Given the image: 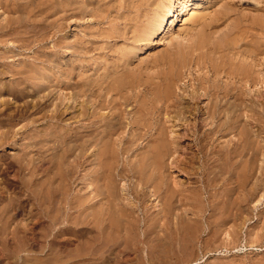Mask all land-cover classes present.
<instances>
[{
	"label": "bare ground",
	"instance_id": "bare-ground-1",
	"mask_svg": "<svg viewBox=\"0 0 264 264\" xmlns=\"http://www.w3.org/2000/svg\"><path fill=\"white\" fill-rule=\"evenodd\" d=\"M25 1V0H24ZM33 1V0H32ZM36 1V0H35ZM46 1V0H45ZM85 1V0H84ZM88 1V0H87ZM142 1V0H141ZM154 1V0H153ZM165 1V0H164ZM213 1V0H212ZM15 2V1H14ZM51 2V1H50ZM76 3H78L77 1H75ZM81 2V1H80ZM139 2V1H138ZM137 2V3H138ZM148 2V1H147ZM159 2V1H158ZM158 2H156L158 4ZM210 2V1H209ZM2 3H4V1H0V5H3ZM7 3V2H6ZM63 3H64V0H63ZM66 3V2H65ZM86 3V2H85ZM90 3V2H89ZM140 3V2H139ZM143 3V1H142ZM141 3V4H142ZM155 3V1H154ZM161 3V1H160ZM31 4V3H30ZM67 4V3H66ZM96 4V3H95ZM148 4V3H146ZM151 4V1L150 3ZM202 3L201 0H167L166 4L164 5V9L161 11V13H159L158 15V18L155 19V17L153 19H155V23L154 21L152 23H154L152 25V23H150L151 27L150 29H148L147 27L145 28V26L142 24H140L141 26H144V28L146 29V32H144V34H139V37H137L136 39L134 38V42H130V43H133L134 44V48L135 51H139L140 47H146L149 42H152L150 41L151 37L154 36V35H162L161 39L164 40V42H170L171 44H175V40L178 39L176 38L174 40L172 34H171V31L174 30L173 27L175 26L176 24V20L179 18L180 15L183 14V17H182V21H183V29L180 30V32L178 33H186V34H190V31L189 29H191L190 27H188V25L193 21L195 23H199L201 22V20L204 18V14H202ZM206 4V3H205ZM7 4H4V6H6ZM41 5V4H40ZM63 5V4H62ZM85 5V4H84ZM97 5V4H96ZM139 5V4H137ZM136 5V6H137ZM144 5V3H143ZM142 5V6H143ZM152 5V4H151ZM159 5V4H158ZM210 5H212V3H207V6L205 7L206 8H209ZM23 6V5H22ZM89 6H91V4H89ZM88 5L85 7V12L87 13L88 12H92L91 8L89 7ZM135 6V7H136ZM146 6V5H145ZM149 6V5H148ZM147 6V7H148ZM160 8L162 6L159 5ZM192 6H196L195 8L196 9H193ZM63 7V6H62ZM66 7V6H65ZM72 7V6H69V8ZM79 7V6H78ZM82 7V6H81ZM140 7V5H139ZM146 7V8H147ZM152 7V6H151ZM68 8V9H69ZM74 8V7H72ZM138 8V6H137ZM144 8V7H143ZM159 9V7H157ZM204 8V7H203ZM11 9V7H10ZM30 9V8H29ZM79 8H77L78 10ZM83 9V8H82ZM88 9V10H87ZM93 9V8H92ZM151 9V8H150ZM154 9V7H153ZM162 9V8H161ZM202 9V10H201ZM65 10V9H64ZM73 10V9H72ZM71 10V11H72ZM87 10V11H86ZM95 10H98V9H95ZM104 10V9H103ZM102 9L100 10L101 12L103 11ZM207 10V9H206ZM205 10V11H206ZM20 11V10H19ZM28 11V10H27ZM84 11V10H83ZM156 11H158L156 9ZM224 11V10H223ZM5 12H8L7 10ZM14 12V11H13ZM16 12V11H15ZM46 12V11H45ZM70 12V11H69ZM82 12V10H81ZM106 12V11H103V13ZM210 12V11H209ZM59 13H60V10H59ZM62 13V11H61ZM100 13V12H99ZM150 13V12H149ZM155 13V11H154ZM204 13V12H203ZM207 12H205L206 14ZM17 14V13H16ZM24 14V13H23ZM77 14V13H76ZM81 14V13H80ZM91 15V13H89ZM95 14V13H94ZM98 14V12H97ZM157 14V13H156ZM229 14V11L228 13L226 11L224 12H220L219 14L215 15V20L214 18L212 19V21L214 22H217L219 24L220 21H224V19H226L227 15ZM7 15V14H6ZM9 15V14H8ZM29 15V14H28ZM59 15V14H58ZM71 15V13H70ZM70 15L68 14V11L65 10L64 12V15H62L63 17H61L63 20H68L70 18ZM78 15V14H77ZM99 15V14H98ZM155 15V14H154ZM153 14L150 16L148 15V17H152L154 16ZM1 16V15H0ZM24 17V15H22ZM27 16V15H26ZM72 16V15H71ZM74 16V15H73ZM86 16V15H85ZM147 16V15H145ZM18 17V16H17ZM29 17V16H28ZM78 17V16H77ZM80 17V16H79ZM78 17V18H79ZM90 17V16H89ZM102 17V16H101ZM149 17V19H151ZM4 18V17H3ZM60 18V20H61ZM76 18V17H74ZM98 18V17H97ZM212 18V17H211ZM228 18V17H227ZM30 19V18H29ZM71 19V18H70ZM101 19V18H100ZM31 20V19H30ZM140 20V19H138ZM229 20V19H228ZM22 21H25V23H28V18L26 17V20H20L19 19H12V18H7V19H3L1 20L0 22V45H6L8 44V42L10 41V39H12L14 36L16 35H19V34H22L21 32V28L20 27V23ZM205 21V20H203ZM211 21V20H210ZM209 21V22H210ZM127 22V21H126ZM140 22V21H139ZM227 22V21H226ZM61 23V22H60ZM144 23V22H143ZM194 23V24H195ZM221 23V24H222ZM55 24V23H54ZM53 24V25H54ZM59 24V23H58ZM125 24V23H124ZM131 24V23H130ZM133 24V23H132ZM136 24V23H135ZM139 24V23H138ZM203 24V23H201ZM224 24V23H223ZM24 25V24H23ZM33 25V24H32ZM48 25V24H47ZM52 25V24H51ZM50 25V26H51ZM52 25V26H53ZM66 25H68L66 23ZM134 25V24H133ZM180 25V24H179ZM214 26L212 23H206L205 24V27H208V26ZM217 25V24H216ZM49 26V25H48ZM60 27L58 28L59 31H61L63 28L65 29V23L59 25ZM128 26L125 24V27ZM132 26V25H131ZM199 26V25H198ZM219 26L220 28V25H217ZM234 26V25H232ZM230 27V29L228 30V28L226 30H224V34L219 37H215L214 35L212 36H206V35H201L199 38H197L191 46L189 47H186L190 52H191V55H192V58L189 59V61H184V60H181V57H176L175 55V58H176V61L177 62V66L174 68V69H171L169 71V73L166 75L165 74V78L163 79L165 84H164V89H161L160 92H158L157 90V86L154 84V86H156L154 88L153 87H150V84L151 83H148L147 85L145 83H136V82H139V81H136L134 82V80H131L128 82L127 79H129L128 77H130L126 71L125 73H123L122 75L120 76H117L116 73L115 75L116 76H108L106 79H104V84L106 82L107 85L105 86H102L101 85V90H98L100 88H98L97 90H95V88L93 86H90V87H93V88H88L87 89V85L85 84L86 88L84 90L80 89V88H77L79 90V92H71L72 95L70 96L71 97V100L76 101V99H79V95H81L82 93L85 94L86 96H89L87 95V92L90 93V96L91 98L90 101L88 100V97L87 99L85 98V100L82 102V108L79 112V115H78V119L79 121H87V123L83 124L82 126H79L77 131H75L73 134L72 132H70L71 134H64L62 135L61 134V137L63 136V139L65 140H70V141H73L74 145L73 146H70L68 149H66L67 152H70L69 155H73L74 157V161H71V163L67 166V164H64L70 168L68 170H61V173L59 175V173L57 174H54L55 177L52 178V179H55L57 176H59V180H58V187L57 186H53V185H57V181H54L55 184L53 182H51L50 180H47L49 178L45 180H43L44 182H42L41 180H38L37 181H40L41 184L39 185L41 190H39L38 188H34V189H31L32 187H34L35 185H38V184H35L33 185V181L32 183L30 184V186H32L29 190V192H32V195L34 196V198L38 199L39 203L37 204H40V206L36 205L37 207H39L40 209V217H37L38 215H35L36 218H40L42 219L41 221V224L44 228H41L40 229H44V231H38L40 229H36L35 231L39 232L40 235L42 234L41 236V239L40 237H38V239L40 240H34V241H37L35 242L37 245H40V247L42 249H48V251H50L51 255H48L47 252H45V254L47 255V258L48 256H51L48 260V264H142V263H129L128 259H124V256L126 254H136L137 256H139L140 258H142V255L143 253L145 254V252H143L145 249L144 248V244H146L145 246H147V249L150 251L149 253H152L154 255L153 252L155 251H158L159 253L156 252V254H158V256H163L162 254L166 253V252H170V250L172 251V247L171 249L169 250V244H172L174 243L173 239L175 237H177L179 235L180 237V234H183L184 235V239H186V241L188 243H186V245L188 244V248H186V251L189 249L191 250V252L193 251V249H195L198 245V242L195 244L194 243V237L195 235H193L195 232L193 230V227L192 230H193V233L191 232L190 230V226H191V223L192 222H196L197 220H195V216H194V221H192L190 223V217L193 218L192 216L190 217H187V213L189 212V210H184L183 212L184 213H177L176 212V209L178 204L180 205L181 203L185 204H181L182 207L183 206H187L188 203L190 204L191 202L194 204V201H191V202H188L189 200H193V198L191 197L192 195H188V194H185L184 191H186V189L189 190V188L192 189V186L191 187H187L184 189L185 185L184 186H179V181H177L179 184L177 186V182H176V185H171L172 182L169 181L170 179L168 178V176H166V174L170 171L171 167L174 165L173 162L175 163H178V166L181 167V170L184 168L186 169H189L190 168H187V167H193L194 164L191 165V161L193 162V160L195 159H200L202 160V164L201 162L199 161V163L201 164L199 166V171H195L196 175L197 174H200L201 175V179L202 180H197L198 183L202 182L204 184V187L207 188V190L209 189L210 186H217L215 185V181L217 180V177L219 178L220 175L217 174L216 170H210L211 167L213 166H216V165H210L212 164V162L214 160H218L216 159L217 156H220L222 159H220L219 161H224L223 166H225L227 164V161L230 160L229 158H233V160L231 161L233 163L234 161V157H231L229 151L226 152L225 154L223 153V149L222 147L220 146V144L218 145V150H215L214 152H216V156L214 158V160L212 161V155L214 154V152L209 148V144L210 142H218V140H222L221 138L222 137H226V129L229 128V126L231 127V129H235L237 127V124L239 122V115H238V112L241 111V110H249V112H252L251 110L254 108L255 109V102L254 100L251 98L249 99L248 96L250 95V91H251V88H247L248 85L250 87L254 86L256 83L258 82H261L263 81V84H264V73L262 74V79L261 78H257L255 76V72L253 71V69L251 68L252 67V63L248 62L247 61V58L244 59V61H240L238 60L237 58V55L239 53H241L240 55L243 57L244 55H246L244 53V51L242 49H244L243 47H240L239 46V43L241 42V38L240 36L236 35V34H241V37H242V34H247V33H244L245 32V29L239 33V31H241L238 27L235 29L233 27ZM235 26H238V25H235ZM116 27V26H115ZM118 27V26H117ZM120 27V26H119ZM129 29H130V26H128ZM132 27H137L136 25L135 26H132ZM226 27V26H225ZM27 28V27H26ZM34 28V27H33ZM52 28V27H51ZM57 28V27H56ZM175 28V27H174ZM189 28V29H188ZM194 28V27H193ZM213 28V27H212ZM219 28H215L216 30H218ZM234 30H232V29ZM29 29V27H28ZM32 29V28H31ZM35 29V28H34ZM33 29V30H34ZM49 29V28H47ZM118 29V28H117ZM128 29V31H129ZM132 29V28H131ZM134 29V28H133ZM132 29V31H133ZM138 29H139V26H138ZM138 29H135V30H138ZM143 29V31L145 30ZM46 30V28H45ZM51 29H49L50 31ZM54 30V29H53ZM106 30V29H105ZM113 30V29H112ZM121 30V29H120ZM179 30V29H178ZM190 32H189V31ZM203 30V29H202ZM208 30V29H207ZM248 30V29H246ZM111 31V29H110ZM125 31V30H124ZM123 31V32H124ZM139 31H142L139 30ZM138 31V32H139ZM142 31V32H143ZM24 32V31H23ZM41 32V31H40ZM39 32V33H40ZM48 32V30H47ZM64 32V31H63ZM103 32V31H102ZM101 32V33H102ZM109 32V31H108ZM112 32V31H111ZM119 32V30H118ZM130 32V31H129ZM204 32V31H203ZM206 32V31H205ZM211 32V31H210ZM217 32V31H216ZM251 32V31H250ZM249 30H248V33H250ZM35 33V32H34ZM53 33V32H52ZM134 33V32H132ZM173 33V32H172ZM207 33V32H206ZM221 33V32H220ZM220 33H216V34H220ZM46 34V33H45ZM66 34V33H65ZM103 34V33H102ZM108 34V33H107ZM127 34V33H126ZM185 34V35H186ZM192 34V33H191ZM211 34V33H209ZM212 34H215L213 31H212ZM215 34V35H216ZM30 35V34H29ZM36 35V34H35ZM34 35V36H35ZM44 35V34H43ZM113 37H119L120 38V35L118 34H114L113 33ZM131 36V34H129ZM181 35V34H180ZM179 35V36H180ZM184 35V34H183ZM63 36V35H62ZM101 36V35H100ZM129 36V37H130ZM137 36V35H136ZM135 36V37H136ZM175 36V35H174ZM188 36V35H187ZM245 36V35H244ZM249 36V35H248ZM32 37V36H31ZM70 37V36H68ZM99 37V36H98ZM106 37V36H105ZM123 37V35L121 36ZM134 37V36H132ZM176 37V36H175ZM184 37V36H182ZM182 37H181V40H182ZM196 37V36H195ZM67 38V37H66ZM74 38H77V37H74ZM92 38V37H91ZM103 38V37H102ZM131 38V37H130ZM129 38V39H130ZM185 38V37H184ZM16 39H17V36H16ZM19 39V38H18ZM29 39H30V36L26 37V36H22L21 38V42H22V45L21 48H29ZM89 39V37H88ZM99 39V38H98ZM108 39V38H107ZM118 39V38H117ZM121 39V38H120ZM119 39V40H120ZM128 39V38H127ZM180 39V38H179ZM59 40H60V37H59ZM67 40V39H66ZM69 40V39H68ZM78 40V39H77ZM82 40V38L80 39ZM87 40V39H86ZM92 40V39H90ZM105 40V39H104ZM103 40V42H105ZM109 40V39H108ZM133 40V38H132ZM244 40V39H243ZM13 41V40H12ZM36 41V40H35ZM71 41V40H70ZM94 41V40H93ZM91 41V42H93ZM100 41V40H99ZM111 41V40H110ZM116 41V40H115ZM177 41V40H176ZM185 41V40H184ZM248 41V40H247ZM16 42V41H15ZM72 42V41H71ZM96 42V41H95ZM102 42V41H101ZM114 42V41H112ZM124 42V41H123ZM178 43H180L179 41H177ZM182 42V41H181ZM243 42V41H242ZM11 43V42H10ZM82 43V42H81ZM87 43V42H86ZM86 43H85V46H86ZM97 43V42H96ZM108 45L109 43L106 42ZM160 43V42H159ZM184 43V42H182ZM246 44V42H243ZM249 43V42H248ZM247 43V44H248ZM14 44V43H13ZM32 44V43H31ZM83 44V43H82ZM98 44V43H97ZM76 45H78L77 41H75L73 44L71 45H66L65 44V39L64 41L61 40V42H59L56 46H58L59 48H69V47H75ZM118 45H121L118 44ZM123 45V44H122ZM176 45V44H175ZM0 46V47H1ZM7 46V45H6ZM9 46V45H8ZM244 46V45H243ZM83 47V45H82ZM88 47V45H87ZM90 47V46H89ZM97 47V46H96ZM112 47H113V44H112ZM117 47V45H116ZM124 47H125V44H124ZM133 47V45H132ZM149 47V46H148ZM183 47V46H182ZM250 47V46H249ZM248 49H246L245 51H249V49H251V47ZM10 48V47H9ZM49 48V47H48ZM47 48V49H48ZM56 48V47H55ZM55 48H52V49H55ZM58 48V49H59ZM76 48H80V47H75L74 49ZM94 48V47H93ZM98 48V47H97ZM107 48V47H106ZM130 48V47H128ZM185 48V47H184ZM247 48V47H246ZM69 49H72V48H69ZM82 49V48H81ZM114 49V48H113ZM121 49V48H120ZM124 49V48H123ZM186 49V50H187ZM253 51L255 50L254 48H252ZM251 49V50H252ZM10 50V49H9ZM56 50V49H55ZM54 50V51H55ZM63 50V49H62ZM60 50V51H62ZM66 50V49H65ZM86 50V48H85ZM92 49H90L91 51ZM112 50V49H111ZM117 50V49H116ZM125 50H126V47H125ZM128 50V49H127ZM131 50V51H130ZM128 51H130L131 53H128L129 54H134V52H132L133 49H130ZM145 50V49H144ZM54 51H50L51 52H54ZM71 51V50H70ZM114 50H112V53H113ZM120 51V50H119ZM118 51V53H119ZM178 51V50H177ZM185 51V49H184ZM11 52V51H10ZM9 52V53H10ZM41 52V51H40ZM57 51H55L56 53ZM64 52V51H63ZM74 52V51H72ZM89 52V51H88ZM121 52H122V49H121ZM126 52V51H124ZM181 52V51H180ZM252 52V51H251ZM7 53L8 55L5 56L6 59H10L11 55ZM49 53V52H48ZM59 53V51H58ZM80 53V52H79ZM82 53V52H81ZM93 53V52H92ZM91 53V54H92ZM115 53V51H114ZM136 53V52H135ZM173 53V52H172ZM250 53V52H248ZM42 54V53H41ZM57 54V53H56ZM62 54V53H61ZM69 54H72V53H69ZM74 54V53H73ZM87 54V52H86ZM90 54V52H89ZM88 54V55H89ZM188 54V53H187ZM243 54V55H242ZM49 55V54H48ZM54 55V54H52ZM64 55V54H63ZM118 55V54H117ZM120 55V53H119ZM122 55V54H121ZM135 55V54H134ZM133 55V56H134ZM171 55V54H170ZM56 56V55H55ZM115 56V55H114ZM125 56V55H123ZM133 56H132V59H133ZM169 56V55H168ZM172 56V55H171ZM173 56H174V53H173ZM181 56V55H180ZM189 56V54L187 55ZM185 57L186 60L188 59V57ZM239 56V55H238ZM39 57V56H38ZM38 57H36V59H38ZM41 57V56H40ZM39 57V58H40ZM64 57V56H63ZM87 57V56H86ZM99 57V56H98ZM119 57V56H118ZM183 57V56H182ZM4 58V57H3ZM45 58V57H44ZM53 58H55L53 56ZM52 58V59H53ZM82 58V57H81ZM121 59H123L122 57H120ZM119 58V60H120ZM125 58V57H124ZM127 58H129V56H127ZM126 58V60H127ZM131 58V57H130ZM129 58V59H130ZM167 58H170L167 57ZM0 59L2 60V58L0 57ZM42 59V58H41ZM39 59V60H41ZM51 59V54H50V58L48 59L53 66L54 68H57V77H59L60 75H66L67 78L72 75L71 74V71L68 70V69H65L62 64V66L58 63L56 64L57 62H53L50 60ZM63 59V58H62ZM74 59V58H73ZM118 59V58H117ZM116 59V60H117ZM128 59V60H129ZM162 59V58H161ZM0 60V61H1ZM46 60V63H47V59ZM44 60V61H45ZM55 60V59H54ZM70 60V59H69ZM68 60V61H69ZM127 60V61H128ZM131 60V59H130ZM129 60V61H130ZM66 61V60H65ZM71 61V60H70ZM69 61V62H70ZM76 61V60H75ZM83 61V60H81ZM85 61V60H84ZM113 61V59L111 60ZM110 61V62H111ZM160 61V60H159ZM173 61V59H172ZM171 61V62H172ZM1 67L3 66V68L0 69V99L3 97L4 94L8 93V96L9 94L13 95L14 98H18L20 99L21 96H26L27 94V90H28V87H32L33 89H37L36 87H39L41 88L43 86L42 83L44 82H36L34 81L36 78L33 77L32 75V78H35L34 80H32L30 74V71H35L37 73H39L38 70L35 66H34V63L32 62L31 65H28L27 62H19V66H14L12 64V61L10 60V63H6V60L5 61H1ZM15 62V61H14ZM17 62V61H16ZM63 63H66L62 60ZM68 62V63H69ZM79 62H80V59H79ZM77 63L78 66L80 67V63ZM118 62V61H117ZM123 62V61H122ZM125 62V61H124ZM156 62V61H155ZM174 62V63H175ZM245 62L247 64H245ZM257 62V61H256ZM31 63V62H29ZM41 63V62H40ZM43 63V61H42ZM41 63V64H42ZM82 63V62H81ZM109 63V62H107ZM121 63V62H120ZM164 63V62H163ZM39 64V63H38ZM40 64V66H41ZM70 64V63H69ZM68 64V66H69ZM74 64V63H73ZM76 64V62H75ZM76 64V65H77ZM84 64V63H83ZM115 64V63H114ZM113 64V65H114ZM128 64V63H127ZM165 64V63H164ZM171 64V63H170ZM37 66V64H35ZM48 65V64H47ZM86 65V64H85ZM111 65V64H110ZM167 65V63H166ZM255 65V63H254ZM29 66V68H28ZM44 66V65H43ZM46 66V65H45ZM67 66V67H68ZM112 66V65H111ZM121 66V65H120ZM119 66V67H120ZM165 66V65H163ZM196 66V67H199L200 69H204V68H207L208 71L210 73H212V75H202L200 74L199 76L197 75V77H194L192 78V81L194 80V88L192 91H189L187 88L188 87H183L181 90H182V93H178L176 91V87L177 85H179V82L182 81L183 77V70L184 69H188L190 70V75H194V72L192 71L193 67ZM38 67V66H37ZM51 67V66H50ZM73 67V65H72ZM70 67V69L72 68ZM77 67V66H76ZM117 67V66H115ZM131 67V66H130ZM29 70H28V69ZM45 68V67H44ZM75 68V67H74ZM73 68V69H74ZM81 68V67H80ZM108 68H110L108 66ZM112 68V67H111ZM110 68V69H111ZM121 68V67H120ZM178 68V69H177ZM47 69V68H46ZM51 69V68H48V70ZM113 69V68H112ZM111 69V70H112ZM117 69V68H116ZM38 70V71H37ZM54 70V69H53ZM72 70V69H71ZM119 70V69H118ZM42 71V70H41ZM40 71V72H41ZM47 71V70H46ZM79 71V70H78ZM113 71V70H112ZM116 71V70H115ZM256 71V70H255ZM43 72V71H42ZM45 72V71H44ZM49 72V71H48ZM50 72H53L50 70ZM49 72V73H50ZM75 72V71H74ZM77 72V71H76ZM104 72V71H103ZM108 72H110V70H108ZM118 72V71H117ZM260 72V71H259ZM10 76V77H13V80L12 81H8V83L6 82H3L2 79L4 76ZM32 74V73H31ZM46 74V73H45ZM43 73L40 74V77L37 75V77L42 78L41 80H43V78L45 76H47V74L45 75ZM53 74V73H52ZM55 74V73H54ZM81 74V73H80ZM103 74V73H102ZM106 74V73H105ZM103 74V75H105ZM110 74V73H109ZM108 74V75H109ZM112 74V72H111ZM133 74V73H132ZM107 75V74H106ZM19 76V77H18ZM65 76V77H66ZM137 76V75H136ZM104 77V76H103ZM102 75H101V78L103 79ZM127 77V79H126ZM134 78H136L135 76H133ZM53 78V76L51 77ZM49 78V79H51ZM60 78V77H59ZM70 78L72 79V77L70 76ZM100 78V77H99ZM100 78V79H101ZM224 78L226 79V81L224 80ZM38 79V78H37ZM45 79V78H44ZM65 79V78H64ZM69 79V78H68ZM67 79V80H68ZM70 79V80H71ZM81 79V78H80ZM98 79V78H97ZM101 79V80H102ZM109 79V80H108ZM123 79H126V81H124ZM138 79V78H137ZM140 79V78H139ZM153 79V81L155 80L154 78H151V80ZM40 80V81H41ZM53 80V79H52ZM58 80H62V79H58ZM92 80V79H90ZM96 80V78H95ZM100 80V81H101ZM130 80V79H129ZM186 80V79H185ZM44 81V80H43ZM49 81V80H48ZM51 81V80H50ZM57 81V79H56ZM55 81V82H56ZM69 81V80H68ZM77 81V80H76ZM99 81V80H98ZM160 81V80H159ZM45 82H46V79H45ZM78 82H80L78 80ZM96 82V81H95ZM102 82V81H101ZM145 82V80H144ZM151 82V81H150ZM162 82V81H161ZM51 83H54L51 81ZM58 83V82H56ZM55 83V84H56ZM59 83H63L62 81H59ZM67 83V82H66ZM75 83V82H74ZM73 83V84H74ZM77 83V82H76ZM88 83V82H87ZM90 83V82H89ZM182 83V82H181ZM36 84V85H35ZM50 84V83H48ZM101 84V83H100ZM162 84V83H161ZM52 84H50L49 86H51ZM60 85V84H58ZM78 85V83H77ZM80 85V84H79ZM78 85V87H79ZM84 85V84H82ZM82 85H80V87H82ZM91 85V84H90ZM93 85V84H92ZM146 86L148 87V90L146 89H143L141 86ZM36 86V87H35ZM46 86V89L48 88V85H45ZM43 86V88L45 87ZM53 86V85H52ZM55 86V85H54ZM65 86V85H64ZM72 86V85H71ZM94 86H95V83H94ZM97 86V85H96ZM135 86H139L140 87V90L139 91H136V93H132V89H134L133 87ZM144 86V87H145ZM66 87V86H65ZM64 87V88H65ZM70 88V86H68ZM74 87V86H73ZM182 86H180L181 88ZM58 89V86L56 87ZM55 88V89H56ZM61 88V87H60ZM62 88V89H64ZM83 88V87H82ZM143 90H142V89ZM162 88V86L160 87ZM158 87V89H160ZM34 89V90H35ZM45 89V88H44ZM41 88V90H44ZM45 89V90H46ZM50 90L47 91V92H51V88H49ZM68 89V88H67ZM157 91H156V90ZM179 89V86L178 88ZM190 89V88H189ZM250 89V90H249ZM6 92H3L5 91ZM32 90V89H31ZM40 89H37V91H41ZM54 90V87L52 89V91ZM61 90V89H60ZM59 90V91H60ZM65 90V89H64ZM63 90V91H64ZM73 90V89H72ZM75 90V89H74ZM179 90V91H181ZM30 91V90H29ZM56 91V90H55ZM53 92L54 93H57L56 92ZM62 91V92H63ZM66 91V90H65ZM71 91V90H70ZM264 91V90H263ZM31 92V91H30ZM29 92V93H30ZM35 92V91H34ZM43 92V91H42ZM41 92V93H42ZM45 92V91H44ZM67 92V91H66ZM104 92V93H103ZM38 93V92H37ZM52 93V92H51ZM49 93L50 95H53ZM68 93H70L68 91ZM58 94V93H57ZM56 94V95H57ZM111 94H114L115 96H117L116 98L113 97V95L111 96ZM152 94V95H151ZM56 95H53V96H56ZM84 95V96H85ZM109 95L111 97H109ZM12 96V97H13ZM47 96V94H46ZM66 95H63V97H65ZM40 97V96H39ZM51 97V96H50ZM62 97V96H61ZM59 98L55 103V106H54V109H53V116L51 117L52 119H59L58 118V114L61 112V107L65 104L64 102V99L65 98ZM78 97V98H77ZM147 97H149L148 100H145ZM251 97V96H250ZM26 98V97H25ZM42 98V96H41ZM142 98L145 100L144 102L142 101ZM35 99V98H34ZM81 99V97H80ZM203 99H208L206 101H208V103L206 104L205 107H202V106H199V101L201 102ZM2 100V99H1ZM0 100V102L2 103V101ZM43 100V99H42ZM40 99V101H42ZM10 101V100H9ZM39 101V102H40ZM37 102L36 104L34 105H31L30 103H28V101H26V105L24 106L25 109H26V112H22V114H18L19 116L17 117L19 120H26L27 119V112H29L30 108L31 109H34L38 111H41L43 110L42 108V104ZM69 102V101H68ZM146 102V103H145ZM9 104V103H8ZM75 104V103H74ZM191 104L193 106H191ZM257 104V103H256ZM7 105V103H6ZM4 106H5V102H4ZM8 106V105H7ZM6 106V107H7ZM130 106H132V108L128 109L130 110L128 112V114H130L132 112V120H128L126 121L127 117H126V113H127V107L129 108ZM9 107V106H8ZM7 107V109H8ZM33 107V108H32ZM109 108L111 110V114H103L100 112V110L102 108ZM138 108L136 111H133L134 108ZM94 108V111L90 112L89 109H92ZM24 109V108H23ZM23 109L21 111H23ZM50 109V108H49ZM80 109V108H79ZM108 109V110H109ZM64 110V108H63ZM99 110V111H98ZM103 110V109H102ZM109 110V111H110ZM132 110V111H131ZM247 110H245L246 112H248ZM104 111V110H103ZM165 111L166 112V116L167 118L171 115V120L173 119V123H171L174 127L170 130V128L168 126H166L165 124H162L159 125L160 123L156 122L157 120V117H160V116H163L161 115V113ZM244 111V112H245ZM255 111V110H254ZM20 113V112H19ZM30 113V112H29ZM41 113V112H40ZM164 113V112H163ZM240 113V112H239ZM254 114V112H252ZM37 114V113H36ZM248 114V113H247ZM251 114V113H250ZM14 115V114H13ZM12 113H6L1 107H0V128H2L4 125H7L9 128H11L10 125L13 124V122L16 121V117L13 116ZM45 117L46 115L43 114ZM60 115V114H59ZM5 116V118L3 117ZM35 116V115H34ZM39 116V115H38ZM51 116V114H50ZM166 116L164 115V117L166 118ZM192 116H194V124L191 125V129H192V132H190L191 134V137L189 135L190 138H192V142L193 143V147L195 146V149L197 150L195 153H198L195 154V153H191V149L189 151H191L190 153L193 154V155H189L187 154L186 156L183 155L184 157L182 159H179L177 156V160L175 159V161L171 160L172 163H170L171 161L168 162L169 159H171V157H175V155H177L182 149H180L181 145H180V140L182 139V137H180L181 135H178V125L181 126L182 124L186 123L185 125H187V122L191 120H189ZM249 116V115H248ZM251 116V115H250ZM32 117V116H31ZM60 117V116H59ZM33 118V117H32ZM47 118V117H45ZM49 118V116H48ZM166 118V119H167ZM35 119V118H34ZM43 119V118H42ZM131 119V117H130ZM28 120V119H27ZM36 120V119H35ZM34 120V121H35ZM45 120V119H44ZM48 120H51V119H48ZM77 120V119H76ZM162 120V119H161ZM160 120V121H161ZM193 120V119H192ZM56 121V120H55ZM58 121V120H57ZM36 122V121H35ZM51 122V121H50ZM178 123H182L181 125L180 124H177ZM32 123H33V120H32ZM58 123V122H57ZM79 123V122H77ZM83 123V122H82ZM162 123V122H161ZM245 123V122H244ZM16 124V122H15ZM241 124V123H240ZM49 125V123H48ZM51 126H55L56 123L54 122L53 124H50ZM58 125V124H57ZM56 125V126H57ZM16 126V125H15ZM128 126L130 127L129 129H132V132H131V135H125L126 132L128 131ZM240 126V125H239ZM6 127V126H5ZM58 127V126H57ZM55 127V128H57ZM177 128V129H174V128ZM249 127V126H248ZM13 128V127H12ZM230 129V128H229ZM2 130V129H1ZM54 130V129H53ZM73 130V129H72ZM179 130V129H178ZM237 130V128H236ZM235 130V131H236ZM154 131V132H153ZM191 131V130H189ZM230 131V130H229ZM235 131H232L234 133H236ZM180 132V130H179ZM228 132V130H227ZM10 133V129L4 133V139L7 138L8 134ZM68 133V132H67ZM130 133V132H129ZM12 134V133H11ZM50 134V133H49ZM180 134V133H179ZM17 135V134H16ZM188 135L186 137H188ZM32 136V135H31ZM56 136V135H55ZM248 136V135H247ZM34 136H32L31 138H33ZM58 137V136H57ZM13 138V137H12ZM59 139H61L60 137H58ZM58 138L56 140H58ZM145 138L149 139V142L147 143V148L145 151L141 152V153H137V143L141 140H144ZM185 138V136H184ZM183 138V139H184ZM3 139V138H2ZM30 139V138H29ZM62 139V140H63ZM224 139V138H223ZM251 140V138H250ZM2 142V140H0ZM5 141V140H4ZM55 141V140H54ZM1 142H0V145H1ZM13 142V141H12ZM57 142V141H56ZM59 142V141H58ZM66 142V141H65ZM68 142V141H67ZM66 142V143H67ZM222 142V141H221ZM72 143V144H73ZM219 143V142H218ZM13 144V143H12ZM212 144V143H211ZM192 145V143H191ZM216 145V144H215ZM68 146V144H67ZM183 146V145H182ZM212 146V145H210ZM246 146V145H245ZM264 146V145H263ZM184 147V146H183ZM187 147V146H186ZM221 147V150L219 149ZM256 147V146H255ZM66 148V147H65ZM98 148V149H97ZM191 148V147H190ZM224 149H226L225 146H223ZM235 148V147H234ZM57 149V148H56ZM94 150V152H92L90 155H89V158L85 159L86 158V153H88L90 150ZM145 149V148H144ZM185 149V148H184ZM183 149V150H184ZM238 149V148H237ZM250 149V148H249ZM253 149V148H252ZM188 150H185L188 151ZM194 150V149H193ZM228 150H231V149H228ZM57 151V150H56ZM55 151V152H56ZM97 151V153H96ZM232 151V150H231ZM252 151V150H251ZM61 152V150L59 151ZM183 152V151H182ZM221 153V154H218V153ZM235 152V151H233ZM184 153V152H183ZM182 153V154H183ZM39 154V152H38ZM42 154V153H41ZM180 156H181V153H179ZM186 154V153H185ZM212 154V155H211ZM236 154V152H235ZM253 154V153H252ZM255 154V153H254ZM257 154V153H256ZM255 154V155H256ZM43 155V154H42ZM42 157L45 158V157ZM55 155V153H54ZM60 155V156H59ZM215 155V154H214ZM237 155V154H236ZM249 155V154H248ZM254 155V156H255ZM264 155V153H263ZM36 156V155H35ZM57 156V153L56 155ZM68 156V155H67ZM189 156V157H188ZM232 156H233V153H232ZM254 156H252L254 158ZM258 156V154H257ZM256 156V158H257ZM72 159L73 157L70 156ZM211 157V158H210ZM251 157V158H252ZM28 158V157H27ZM40 158V157H39ZM57 158L59 159H62L65 158L63 157V155H61L60 153H58V156ZM91 158H94L91 160ZM238 158V157H237ZM250 158V159H251ZM252 158V159H253ZM1 159V158H0ZM41 159V158H40ZM52 159V157H51ZM66 159H69V157ZM89 159V160H88ZM179 159V160H178ZM197 159V161H198ZM258 159V158H257ZM45 160V159H44ZM210 160L212 162H210ZM243 160V159H242ZM53 161V159H52ZM58 161H61V160H58ZM68 161V160H67ZM70 161V160H69ZM91 161L90 163V166L92 167H89V162ZM178 161V162H177ZM250 161V160H249ZM196 161H194L195 163ZM210 162V163H209ZM245 162V161H244ZM53 164L55 162H52ZM59 163V166L62 165L61 162H57L56 163V167L55 165H51V167L53 166V169H57V167H59L57 164ZM175 163V164H176ZM219 163V162H218ZM236 163V162H235ZM248 163V162H247ZM256 163V161H250L249 164V167L248 165H246L247 168H249V173H253V168L256 167L254 166L253 167V164ZM13 164V163H12ZM31 164H33L31 166ZM173 164V165H172ZM214 164V163H213ZM220 164L219 165V170H220ZM230 164V162H229ZM228 164V166H230ZM246 164V163H245ZM11 165V164H10ZM19 165V166H18ZM18 167L21 168L22 170L23 169H29V170H32L31 171V175L33 177L31 178H36L37 176H39L38 174L40 173L39 171L41 169H39V173L36 172V169L38 168V164H35L36 166H34V159H30V160H26L25 161V158H21L19 161H18ZM64 165V166H65ZM172 165V166H171ZM234 165V164H233ZM237 165V163H236ZM242 165V163H241ZM16 166V167H17ZM31 166V167H30ZM211 166V167H210ZM228 166H226L225 168H228ZM244 166V165H242ZM13 167V165H12ZM61 167V166H60ZM63 167V166H62ZM176 168H178L176 165H175ZM232 167V166H231ZM239 167V166H238ZM40 168V167H39ZM42 168V167H41ZM49 168V167H48ZM92 168V169H91ZM217 168V167H216ZM223 168V172L225 171L224 170V167ZM54 169V170H55ZM193 169H195V167H193ZM197 169V168H196ZM212 169V168H211ZM215 169V168H214ZM233 170H235V173L233 174H236L238 168H236L235 166V169H234V166L232 168ZM231 169V170H232ZM256 169V168H255ZM264 169V168H263ZM262 169V170H263ZM48 170V169H47ZM46 170V171H47ZM51 171L52 168L50 169ZM58 170H60L58 168ZM172 170V169H171ZM182 170V171H183ZM230 170V168H229ZM229 170L227 169V171L225 172L226 175L227 172L229 173ZM258 171V169H256ZM255 170V171H256ZM23 171H26V170H23ZM46 171L44 170V173L46 174ZM222 171V170H221ZM221 175H223V172H221ZM27 172V171H26ZM167 172V173H166ZM172 172V171H171ZM184 172H188L187 171H184ZM246 172V171H245ZM23 173V172H22ZM29 173V172H28ZM27 173V174H28ZM38 173V174H36ZM50 172H48L47 174H49ZM191 173V172H190ZM193 173V172H192ZM247 173V172H246ZM46 174V176H47ZM77 174V176H76ZM169 174V173H168ZM214 174V175H213ZM230 174V173H229ZM53 177L52 176V173L49 174V177ZM200 175L199 178H200ZM244 175V174H243ZM254 175V174H253ZM74 176V177H73ZM171 176V175H170ZM175 176V175H174ZM229 177L232 175H228ZM227 176V177H228ZM237 176V175H235ZM256 176V175H255ZM45 177V175H44ZM169 179L167 181V179ZM223 177V176H222ZM222 177L220 178V180H222ZM225 177V178H227ZM228 177V178H229ZM234 177V176H233ZM232 177V179H234ZM244 177V176H243ZM242 177V179H243ZM246 177V176H245ZM26 178V177H25ZM28 178V177H27ZM58 178V177H57ZM198 178V177H197ZM196 178V179H197ZM249 178V177H248ZM247 178V179H248ZM43 179V177H42ZM51 179V180H52ZM176 179V178H175ZM224 179V178H223ZM239 179V178H237ZM29 180V179H28ZM32 180V179H31ZM78 180H83L87 186L86 188L84 189H89L88 193L85 194L86 192L82 193V190L79 191L80 193L79 194H74L73 193L71 194L70 193V188L73 186V184L75 185L77 183ZM228 180V179H227ZM240 180V179H239ZM226 182V179L224 180ZM230 181H232L230 179ZM236 181V179H235ZM29 182V181H28ZM171 182V184L169 183ZM196 182V183H197ZM218 183V181H216ZM220 182V181H219ZM228 182V181H227ZM258 180H257V184H258ZM30 183V182H29ZM221 183V182H220ZM233 183V182H232ZM245 183V182H244ZM51 184V185H50ZM174 184V182H173ZM224 184V182H223ZM240 184H243V183H240ZM257 184H255L256 186H258ZM29 185V184H28ZM28 185H26L28 187ZM182 185V184H180ZM199 185V184H197ZM201 185V184H200ZM199 185V186H200ZM221 185V184H220ZM25 186V187H26ZM29 186V187H30ZM190 186V185H189ZM195 186V184H194ZM227 186V185H226ZM250 186V185H249ZM28 187V188H29ZM180 187V188H179ZM182 187V189H181ZM218 187V186H217ZM224 187V186H223ZM261 187V186H260ZM195 188V187H193ZM198 187H196L197 189ZM201 188H202V185H201ZM240 188V187H239ZM195 189V190H196ZM203 189V188H202ZM212 189V188H211ZM214 189V188H213ZM226 189V187H225ZM224 189V190H225ZM256 189V188H255ZM260 189V188H258ZM42 190H46V194L45 192L42 194L41 192H43ZM194 190V189H193ZM192 190V191H193ZM194 190V191H195ZM221 190V189H219ZM218 190V191H219ZM238 190V188H237ZM236 190V192H237ZM254 190V189H253ZM27 191V190H26ZM72 191V189H71ZM192 191L190 193H192ZM199 191V190H198ZM214 191V190H213ZM228 192H230L229 190H227ZM226 191V192H227ZM248 191V190H246ZM257 191V190H256ZM255 191V192H256ZM263 192V190H261ZM188 192V191H187ZM197 192V190H196ZM205 192V190H204ZM227 192V194H228ZM235 192V193H236ZM243 192V191H242ZM165 193V194H164ZM189 193V194H190ZM199 193V192H198ZM203 193V192H201ZM207 193V191H206ZM204 193V196L205 194ZM209 194L212 193L211 192H208ZM225 193V192H224ZM251 193V192H249ZM164 194V195H163ZM194 194V196L197 194V193H192ZM216 194V193H215ZM218 194V192H217ZM232 194V192H231ZM246 194V193H245ZM254 194V192H252L251 194L246 195L245 198L242 200H240L241 198L237 199V200H240L239 202L238 201H226L223 199L222 197V200L226 203H224L225 205H223L225 207V210L223 208L224 211H220V218L218 216L219 219H221V221L219 222V220H217V226L220 225L221 227V223L222 222H226V218L228 217H237L238 215L240 216V214L242 215V211H243V207H242V204L245 203V202H250V197H252ZM261 194V193H260ZM259 194V196H260ZM180 196L179 199H177L178 197L177 196ZM202 195V194H200ZM211 195V194H210ZM229 195V194H228ZM227 197H230V196H233V195H229ZM240 195V194H239ZM255 195V194H254ZM31 196V199L32 197ZM149 196H152V197H155V198H160V203L159 205H157L156 203V208H158V211L156 212V214L154 213V215H152L153 213H149V211H147L145 208H144V204L146 203V200L148 199L147 197ZM193 196V197H194ZM199 196V195H198ZM197 196V197H198ZM256 196V195H255ZM258 194H257V198L259 197ZM262 198H263V195H261ZM177 197V198H176ZM210 197V196H208ZM207 197V198H208ZM212 197V196H211ZM217 197V196H216ZM235 197V196H234ZM239 197V196H238ZM254 197V196H253ZM29 198V197H28ZM176 198V199H175ZM195 198V197H194ZM199 198V197H198ZM204 198V197H203ZM202 198V199H203ZM215 198V196H214ZM256 198V199H257ZM260 198V197H259ZM262 198L261 199H258L256 202L260 203L262 201ZM9 199V198H8ZM30 199V200H31ZM34 199V201H35ZM209 199V198H208ZM212 199V198H211ZM216 199V198H215ZM226 199V198H225ZM177 200H180L179 203H177ZM218 200V199H217ZM253 200V199H252ZM33 201V199H32ZM31 201V202H32ZM205 201V200H204ZM208 201V200H207ZM212 201V200H211ZM215 201V200H214ZM214 201L212 202V204L214 203ZM255 201V200H253ZM10 202V201H9ZM37 202V201H36ZM34 202V203H36ZM188 202V203H187ZM206 202V201H205ZM209 202V201H208ZM207 202V203H208ZM222 202V201H221ZM33 203V204H34ZM191 203V204H192ZM216 203V202H215ZM218 204L216 205H222L219 204V201L217 202ZM252 203V202H251ZM254 203V202H253ZM14 204V203H13ZM10 205V203L8 204ZM207 205V204H206ZM209 205V204H208ZM17 206V204H16ZM32 206H35L32 205ZM31 206V207H32ZM35 206V207H36ZM189 206V205H188ZM193 206V205H191ZM198 208L200 206L197 205V202H196V205ZM193 206V207H195ZM250 206V205H249ZM253 205H251V208H252ZM256 206V205H255ZM8 207V206H6ZM6 207H5V210H6ZM11 207V206H10ZM21 207V206H20ZM23 207V206H22ZM181 207V206H180ZM208 207V206H207ZM206 207V209H207ZM245 207V206H244ZM247 207V206H246ZM258 207V206H256ZM187 208V207H186ZM190 208V206L188 207V209ZM197 208V211H199ZM202 208H205V207H202ZM211 208H213V205H211ZM236 208L237 211L241 210L242 211L240 212V214H236V213H232L231 211H233L234 209ZM4 209V208H3ZM2 209V210H3ZM10 209L9 207L7 208V210ZM13 209V208H12ZM16 209V208H15ZM37 209V208H36ZM39 209L35 210V211H38ZM145 209V210H144ZM194 208H192L190 210V212L193 210ZM200 209V208H199ZM218 210H222V209H219L217 208ZM246 209H249V208H246ZM246 209L245 212L247 211ZM256 209V208H255ZM1 210V209H0ZM17 210V209H16ZM30 210L32 211V209L30 208ZM140 210H142V212L144 211L143 214V217H141V215L139 214ZM178 210V209H177ZM181 210V209H180ZM201 210V209H200ZM209 210V209H207ZM212 210V209H211ZM215 210V211H214ZM214 212L216 213V206L214 204ZM11 211V210H10ZM15 211V210H14ZM179 211V210H178ZM182 211V210H181ZM188 211V212H187ZM196 211V210H195ZM203 211V210H201ZM205 211V210H204ZM203 211V213H204ZM212 211V212H213ZM2 212V211H1ZM5 212V211H4ZM16 212V211H15ZM20 212V211H19ZM23 212V210H22ZM30 212V211H29ZM139 212V213H138ZM194 212V211H193ZM209 214L208 218L209 217H214L213 215L215 213H212ZM253 212V211H252ZM7 213V212H5ZM10 213V212H9ZM12 213V212H11ZM11 213L10 214H4L5 216L7 215H10L11 216ZM199 213H202V212H198ZM206 213V212H205ZM208 213V212H207ZM255 213V212H254ZM253 213V214H254ZM1 214V213H0ZM30 214V213H29ZM34 214L35 212L33 211L32 212V215L33 217H31V220H33L34 222L38 221L37 220H34L33 218L34 217ZM194 214V213H193ZM197 214V213H196ZM226 214H229L228 217H226L225 215ZM244 214V213H243ZM246 214V213H245ZM252 214V215H253ZM16 215V214H15ZM31 215V214H30ZM189 215H192V214H189ZM206 217L207 215L204 214ZM4 216V217H5ZM198 216V215H197ZM196 216V217H197ZM201 216V215H200ZM203 216V215H202ZM201 216V217H202ZM216 216V214H215ZM246 216V215H245ZM255 216V215H254ZM18 217V216H17ZM200 217V218H201ZM7 219V217H5ZM15 218V217H14ZM207 218V219H208ZM215 218V217H214ZM239 218V217H237ZM243 218V217H242ZM247 218V216H246ZM16 219V218H15ZM39 219V220H40ZM206 219V218H205ZM206 219V220H207ZM229 219V218H228ZM240 219V218H239ZM245 219V218H244ZM248 219V218H247ZM2 219H0L1 221ZM13 220V219H12ZM10 220V221H12ZM213 220V218H212ZM214 220V221H215ZM198 221L199 223L201 224L202 220L198 218ZM201 221V222H200ZM205 222V220H203ZM228 221V220H227ZM229 221H232L229 219ZM229 221L227 223H229ZM235 221V220H233ZM244 221V220H243ZM248 221V220H247ZM245 221V222H247ZM35 222V223H36ZM39 222V221H38ZM37 222V224H38ZM46 224H44V223ZM213 222V221H211ZM1 223V222H0ZM4 223V222H3ZM13 223V222H12ZM22 223V222H21ZM21 223L19 224V222L17 223L18 225H20L21 227L23 225H21ZM189 223V224H188ZM198 223V222H197ZM203 223V222H202ZM216 223V222H215ZM226 223V224H227ZM237 223V228H239L240 226L238 225V222ZM242 223V222H240ZM23 224V223H22ZM27 224V223H26ZM36 224V225H37ZM199 224V225H200ZM212 224V223H211ZM224 224V223H222ZM46 225V226H45ZM144 225V226H143ZM190 225V226H189ZM194 224L192 223V226ZM199 225H195V226H199ZM210 226V229H212L211 227H214V226H211L210 224H208ZM207 225V226H208ZM216 225V224H215ZM234 225H236L234 223ZM244 225V224H242ZM2 226V225H0ZM9 226V219L8 221H6L5 225H3L2 227H0V244H2L3 246H5V250H7V257L8 258H14L16 255H15V248H13V244H11V240L12 241H15V243L17 242L18 244V248H24L26 249V252L28 251L27 248L25 247H34L35 243H30V241H33V240H28L29 238H27L28 235L23 236V233H26V229L23 228V233L20 234V231H22V228L20 229V226H18L19 228H15L14 226V223H13V226H14V229L9 231L8 232V227ZM13 226H11L13 228ZM33 226V224H32ZM30 225V227H32ZM35 226V225H34ZM33 226V227H34ZM146 226V228L143 230V232L141 231L142 228H144ZM204 226V224H203ZM206 226V227H207ZM208 226V227H209ZM24 227H27V226H24ZM32 227V229H34ZM197 227L195 230H197ZM200 227V226H199ZM198 227V228H199ZM205 227V226H204ZM219 227V226H218ZM219 227V228H220ZM223 227V225H222ZM221 227V228H222ZM245 227V226H244ZM29 228V227H28ZM37 228V227H36ZM176 228V229H175ZM195 228V227H194ZM217 228V227H216ZM220 228V229H221ZM224 228V231H225V226L223 227ZM233 226L231 225V228L232 229ZM31 229V230H32ZM174 229V233L175 230L176 231H180V234L178 233L177 236L173 237L172 234V230ZM201 229V228H199ZM203 229V228H202ZM215 229V227L213 228ZM229 229V230H230ZM234 229V228H233ZM29 230V232L31 233L32 231L30 229H27ZM205 230V229H203ZM208 230V229H206ZM236 230V229H235ZM238 230V229H237ZM236 230V231H237ZM243 230V229H242ZM182 231L184 233H182ZM198 232H196L197 234L198 233H201L200 230H197ZM213 231V230H212ZM221 231V230H220ZM223 231V232H224ZM232 231V230H231ZM230 231V233H231ZM240 231H241V227H240ZM34 232V231H33ZM35 232V233H36ZM44 232V233H43ZM141 232H142V235H141ZM205 232V231H204ZM203 232V233H204ZM218 234L220 233L217 229V231L215 230V234L213 235L214 237H216L217 233ZM256 232V231H255ZM33 233V234H35ZM207 233V232H205ZM204 233V234H205ZM210 233V232H208ZM214 233V232H211V234ZM228 233V232H227ZM226 233V234H227ZM239 233V232H238ZM237 233V236H239V234ZM11 237H9L10 235ZM32 234V233H31ZM68 234H73L74 237L73 241H79L80 242V245L77 246V243L75 242L76 245H74L73 247L71 242L69 241L70 238L72 237H66L68 236ZM196 234V236H197ZM202 234V233H201ZM200 234V236H201ZM225 234V233H223ZM232 234V233H231ZM235 233H233L234 235ZM256 237L254 239H263V234L261 232H257L256 233ZM37 235V233L35 234ZM174 235V234H173ZM192 235L194 237H192ZM236 235V234H235ZM64 236V237H62ZM207 236V235H206ZM220 236V235H219ZM255 236V235H254ZM35 237V236H34ZM179 237H177L176 239H178ZM183 237V236H182ZM212 237V236H211ZM63 238V239H62ZM69 238V240L67 239ZM198 238V236H197ZM200 238V237H199ZM203 238V237H202ZM208 238V237H207ZM206 238V239H207ZM225 238V237H224ZM229 238V237H228ZM232 238V237H231ZM230 238V239H231ZM32 239V238H31ZM36 239V238H35ZM180 239L182 240V238L180 237ZM213 241L216 239L212 238ZM211 239V240H212ZM234 240L237 239L233 238ZM231 239V240H233ZM197 240V239H195ZM200 240V239H199ZM198 240V241H199ZM202 240V239H201ZM207 240L210 241V239L208 238ZM179 241V240H178ZM185 241V242H186ZM206 241V240H205ZM212 241V242H213ZM218 241V239H217ZM221 241H224V240H221ZM236 241V240H235ZM184 242V241H183ZM184 242V243H185ZM204 242V240H203ZM216 242V241H215ZM226 242V240H225ZM224 242V243H225ZM228 242L230 243L231 241L228 239ZM227 242V243H228ZM234 242V241H233ZM252 242V241H251ZM255 242V240H254ZM14 243V242H13ZM178 243V242H177ZM180 243V241H179ZM182 243V241H181ZM180 243V244H181ZM223 243V242H222ZM223 243V245H224ZM236 243V242H235ZM257 243V242H256ZM176 244V243H175ZM173 244V245H175ZM194 244L196 245V247L194 246ZM200 244V243H199ZM209 243H207L205 245L206 249H207V245ZM251 245L253 243H250ZM0 245V246H2ZM171 245V246H173ZM179 245V244H177ZM176 245V246H177ZM185 244L182 245V247L184 246ZM215 245V244H214ZM219 245V244H218ZM222 245V244H221ZM219 245V246H221ZM228 246V244H226ZM225 245V247H226ZM234 245V244H233ZM181 246V245H180ZM211 246V245H209ZM175 247V246H174ZM202 247V244L201 246ZM213 247V246H212ZM237 247V246H236ZM241 247V246H240ZM1 248H4V247H1ZM38 248V247H37ZM146 248V247H145ZM179 248V246H178ZM211 248V247H209ZM215 248V247H214ZM229 248V247H228ZM24 249H21L24 250ZM36 249V248H35ZM39 249V248H38ZM181 249V247H180ZM178 249V251L180 250ZM199 249V248H197ZM201 249V248H200ZM212 249V248H211ZM2 250V249H1ZM40 250V249H39ZM44 250V251H45ZM175 250V249H174ZM173 250V251H174ZM183 250H185V248H183ZM202 250V249H201ZM205 250V249H204ZM214 251V249H212ZM220 250V248L218 249ZM20 251V250H19ZM185 251V252H186ZM195 251V250H194ZM203 251V250H202ZM207 251V250H206ZM211 251V250H210ZM212 251V252H213ZM227 251V250H226ZM6 252V251H5ZM18 252V251H17ZM31 252V251H30ZM35 252H39V251H36ZM41 252V251H40ZM39 252V253H40ZM43 252V251H42ZM181 252V250H180ZM184 252V251H183ZM188 252V251H187ZM186 252V253H187ZM200 250H197V253L199 254ZM218 252V251H217ZM3 253H4V249H3ZM3 253L1 254L3 256ZM19 253V252H18ZM29 253V252H28ZM38 253V254H39ZM49 253V254H50ZM147 254V257L151 255L150 254ZM178 253V252H177ZM194 252H192L193 254ZM204 253V252H202ZM17 254V253H16ZM23 254V252H22ZM25 254V253H24ZM23 254V255H24ZM169 254V253H168ZM172 254V253H171ZM174 254V253H173ZM172 254V255H173ZM176 254V252H175ZM179 254V253H178ZM177 254V255H178ZM189 254V253H188ZM191 254V253H190ZM5 255V256H6ZM21 255V254H20ZM22 255V256H23ZM27 255V254H25ZM31 255V254H30ZM34 255H37V254H34ZM33 255V256H34ZM44 255V254H43ZM45 255V256H46ZM166 255V254H165ZM171 255V256H172ZM201 255V254H200ZM204 255V254H203ZM207 255V253L205 254ZM209 255V254H208ZM41 258L42 256L39 255ZM115 256V257H113ZM127 256V255H126ZM125 256V257H126ZM131 256V255H130ZM144 256V255H143ZM156 256V255H155ZM160 256V257H161ZM192 256V255H191ZM194 256V255H193ZM211 256V255H209ZM17 257V256H16ZM19 257V255H18ZM21 257V256H20ZM25 257V256H24ZM44 257V256H43ZM149 257V260L151 259V261L153 262V259H155V257L153 258H150ZM159 257V258H160ZM178 257V256H177ZM187 257L190 258V260L193 258H191L190 256L187 255ZM195 257V256H194ZM205 256H203L204 258ZM31 258V257H30ZM30 258H27L28 260ZM38 258V257H37ZM130 258V257H129ZM163 258V257H162ZM161 258V259H162ZM185 258V257H184ZM199 258V257H198ZM7 259V258H6ZM16 259V258H14ZM13 259V260H14ZM23 259V264H25L26 262H24V259L26 261V258H22ZM33 259H36L33 258ZM32 259V260H33ZM44 259H46L44 257ZM144 259V258H143ZM179 259V258H178ZM186 259V258H185ZM184 259V260H185ZM188 259V258H187ZM18 260V259H16ZM15 260V261H16ZM38 261V259H36ZM35 260V261H36ZM42 260V259H41ZM168 260V259H167ZM166 260V261H167ZM172 260V259H171ZM183 260V261H184ZM201 260V259H200ZM138 261V260H137ZM139 261L141 262V259H139ZM164 261V260H163ZM173 261V260H172ZM198 261V260H197ZM204 261V260H203ZM10 262V261H9ZM7 262V263H9ZM29 262V261H27ZM32 262V264L34 263L33 261L30 260V263ZM44 262V260H43ZM41 261V263H43ZM46 262V260H45ZM169 263H171L170 261H168ZM167 262V264H168ZM186 262V261H185ZM184 262V263H185ZM188 262V261H187ZM190 262V261H189ZM15 263V262H14ZM12 263V264H14ZM18 263V262H17ZM16 263V264H17ZM29 263V264H30ZM37 263V262H36ZM40 263V264H41ZM173 263V262H172ZM171 263V264H172ZM35 264V263H34ZM38 264V263H37ZM44 264V263H43ZM195 264V263H194ZM236 264V263H235ZM258 264V263H257ZM259 264L260 261H259Z\"/></svg>",
	"mask_w": 264,
	"mask_h": 264
},
{
	"label": "rangeland",
	"instance_id": "rangeland-1",
	"mask_svg": "<svg viewBox=\"0 0 264 264\" xmlns=\"http://www.w3.org/2000/svg\"><path fill=\"white\" fill-rule=\"evenodd\" d=\"M0 1H4V3H2L3 5H0V22H1V20H3V19H7V18H12V19H19L20 18V20H26V17L28 18V23H25V21H22L19 25H20V27H22L21 28V32H22V34H19V35H16L17 36V39H16V36H14L12 39H10V41L8 42V44H6V45H0L1 47H0V57L2 58V60L1 61H5L6 60V63H10V60L12 61V64L14 65V66H19V64L23 61V62H27V64L28 65H31L32 64V62L34 63V66L38 69V70H42L41 72L40 71H38L39 73H37V72H33V71H30V73H28V74H30V76L32 75L33 77H35V78H32V76H31V78H32V80H34L35 82H36V84H37V82L39 81V82H44V83H42L43 84V86H45V85H48V88L46 89V86L43 88V86L41 87L42 89H44V90H41V88H39V87H36L37 89H40L41 91H37V89H33L32 87H28V90H27V95L26 96H21V98L20 99H18V98H14V96L13 95H11V94H9V96H8V93H6V94H4L3 95V97L0 99L1 101H2V103L0 102V107L6 112V113H12V115L13 116H15L16 117V124H15V122H13V124L12 125H10L11 126V128H9L7 125H4L2 128H0V140H2V142H1V145H0V219H2L0 222V225H5V223H6V221H8V219H9V228H8V232L9 231H11V230H13L14 229V226H15V228L17 227V228H19L18 226H20V225H18L17 223L19 222V224L21 223V225H23L22 227L20 226V229L22 228V231H20V234H22L23 233V228H25L26 229V233H23V236H24V234H25V236L26 235H28L27 236V238H29V237H31V238H29L28 240L30 241V240H33V241H30V243H35V242H37V241H34V240H37L38 239V237H40V239H41V236H42V234L40 235V233H41V231H44V227L42 226V225H40L41 224V221H42V219H38V218H36V216L35 215H38L37 217H40V209H39V207H37L38 205L40 206V204H37V203H39V201H38V199L36 198H34V196L32 195V192H29L30 190V188L32 187V186H30V184L32 183V181H33V185H35V184H38V185H35L34 187H32L31 189H34V188H38L39 190H41V188H40V184H41V182L40 181H37L39 178V180H41L42 182H44L43 180H45L46 181V179L47 178H49V179H47V180H50L51 182H53L54 184H55V182L54 181H57V185H53V186H57L58 187V180H59V176H57L55 179H52V178H54L55 177V175L54 174H58L59 173V175H60V173H61V170H68V169H70V168H68L69 166V164L71 163V161H74V157H73V155H72V153H71V155H69V153L70 152H67L66 151V149H68L70 146H73L74 145V143H73V141H70V140H65V139H63V136L61 137V134L62 135H64V134H71L70 132H72V134L75 132V131H77V129H78V127L79 126H82L83 124H85V123H87V121L85 122V121H79V117H78V115H79V112H80V110H81V108H82V102L85 100V98L87 99V97H88V100L90 101V99L89 98H91V97H89L90 96V93L89 92H87V95H89V96H86L85 94H81V95H79L78 97H79V99H76V101H74L73 102V100H71V95H72V93L71 92H79V90L77 89V88H80V89H82V90H84L85 88H86V86H85V84L87 85V89L86 90H88V88H95V90H97L98 88H100L101 87V85L102 86H105V85H107L106 84V82H105V84H104V79H106L108 76L110 77V76H120V75H122L123 73H125V71H126V73L130 76V77H128L129 79H127V77H126V79L128 80V82L129 81H131V80H134V82H136V81H139V82H136V83H145L146 85L148 84V83H151L150 84V87H153L154 86V84L157 86V90H158V92H160L161 91V89H164V84H165V82H164V78L166 77L165 76V74L167 75L168 73H169V71L171 70V69H174L177 65V62H175L176 61V58H175V55H176V57H181V60H184V61H189V59H191L192 58V55H191V52L186 48V47H189V46H191L195 41H197L196 39L197 38H199L201 35H206V36H212V35H214L215 37L217 36V37H219V36H221V34L223 35L224 34V30H226L229 26L231 27L232 25H234V26H232L234 29H235V27L236 28H238V27H240L239 29L241 30V31H239V33L240 32H242L244 29H245V32L244 33H247V34H242V37H241V34L239 35V34H236V35H238V36H240V38H241V42L239 43V46L240 47H243L244 49H242L243 51H244V53L246 54V55H244L243 57L240 55L241 53H239L238 55H237V58H238V60H240V61H244V59H246L247 58V61L248 62H250V63H252V69H253V71L255 72V76L257 77V78H261L262 79V74L264 73V0H201V2L202 3H204V4H202V6L204 7H202V9H204V10H202L201 12H202V14L201 15H203L204 14V18L201 20V22H200V24L198 23H195V22H191L189 25H188V27H190L191 29H189L190 31H192V32H190L189 30V32H190V34H186V33H178V32H180V30L181 29H183V28H181V27H183L184 25H183V21H182V17H183V14L182 15H180L179 16V18L176 20V24H175V28L173 27V29L174 30H172L171 31V34H172V36H173V38H174V40L176 39V38H178V39H176L177 41H179L180 43H178L176 40H175V44L173 45V44H171L170 42H164V40H162L161 39V37H162V35H154V36H152L151 37V39H150V41H152L153 39V41L152 42H149V44L146 46V47H140V49H139V51L137 50V51H135V49L136 48H134L135 46H134V44L133 43H130V42H134V38L136 39L137 37H139V34H144V32H146V27L148 28V29H150V23H152L153 21H154V23H155V19H157L158 18V14L159 13H161V11L164 9V5L166 4V2H167V0H154L155 1V3H154V1L153 0H142L143 1V3H144V5H143V3H142V1L141 0H64V3H63V0H0ZM15 1V2H14ZM51 1V2H50ZM75 1H77L78 3H76ZM81 1V2H80ZM140 3H139V2ZM148 1V2H147ZM150 1H151V4H149L150 3ZM159 1V2H158ZM160 1H161V3H160ZM210 1V2H209ZM7 2V3H6ZM67 4H66V3ZM86 2V3H85ZM90 2V3H89ZM138 2V3H137ZM156 2H158V4L159 5H161L162 4V6H161V8H160V6L156 3ZM31 3V4H30ZM97 5H96V4ZM142 3V4H141ZM146 3H148V4H146ZM206 3V4H205ZM207 3H212V5H210V7L209 8H206L205 9V7L207 6ZM4 4H7L6 6H4ZM41 4V5H40ZM63 4V5H62ZM85 4V5H84ZM89 4H91V6H89ZM137 4H139L140 5V7H139V5H137ZM23 5V6H22ZM89 6L90 8H91V10H92V12H88L87 10V13L85 12V7L86 6ZM138 6V8H137V6ZM143 5V6H142ZM146 5V6H145ZM149 5V6H148ZM63 6V7H62ZM66 6V7H65ZM69 6H72V7H74V8H72V7H70L69 8ZM79 6V7H78ZM82 6V7H81ZM136 6V7H135ZM148 6V7H147ZM152 6V7H151ZM10 7H11V9H10ZM144 7V8H143ZM147 7V8H146ZM153 7H154V9H153ZM157 7H159V9L157 8ZM193 7V9H196L195 7L196 6H192ZM30 8V9H29ZM69 8V9H68ZM77 8H79L78 10H77ZM83 8V9H82ZM93 8V9H92ZM151 8V9H150ZM67 10L68 11V14L70 15V13H71V15H70V18L68 19V20H63L61 17H63L62 15H64V12H65V10ZM73 9V10H72ZM95 9H98V10H95ZM103 10V11H106V12H104L103 13V11L101 12L100 10ZM156 9L158 10V11H156ZM8 11V12H5V11ZM20 10V11H19ZM28 10V11H27ZM59 10H60V13H59ZM72 10V11H71ZM81 10H82V12H81ZM84 10V11H83ZM206 10V11H205ZM226 11L227 13H228V11H229V14L227 15V17H226V19H224V21H223V23H222V21H220L219 22V24L217 23V22H214V21H212V19L214 18V20H215V15H217V14H219L220 12H224V11ZM14 11V12H13ZM16 11V12H15ZM46 11V12H45ZM61 11H62V13H61ZM70 11V12H69ZM154 11H155V13H154ZM210 11V12H209ZM97 12H98V14H97ZM100 12V13H99ZM150 12V13H149ZM159 12V13H158ZM204 12V13H203ZM205 12H207L206 14H205ZM17 13V14H16ZM24 13V14H23ZM78 15H77V14ZM81 13V14H80ZM89 13H91V15L89 14ZM95 13V14H94ZM157 13V14H156ZM7 14V15H6ZM9 14V15H8ZM29 14V15H28ZM59 14V15H58ZM154 15V16H152V17H150L151 15ZM22 15H24V17L22 16ZM27 15V16H26ZM74 15V16H73ZM86 15V16H85ZM145 15H147V16H145ZM148 15H150L149 17L151 18V19H149V17H148ZM156 15H158V16H156ZM18 16V17H17ZM29 16V17H28ZM79 18H78V17ZM90 16V17H89ZM102 16V17H101ZM157 18H156V17ZM4 17V18H3ZM74 17H76V18H74ZM98 17V18H97ZM155 17V19H153ZM212 17V18H211ZM31 20H30V19ZM60 18H61V20H60ZM101 18V19H100ZM138 19H140V20H138ZM229 19V20H228ZM203 20H205V21H203ZM211 20V21H210ZM127 21V22H126ZM140 21V22H139ZM210 21V22H209ZM227 21V22H226ZM61 22V23H60ZM144 22V23H143ZM55 23V24H54ZM59 23V24H58ZM63 23H65V29L63 28L61 31H59V25H61V24H63ZM66 23L68 24V25H66ZM126 25H128V26H130V29H129V27L128 26H126L125 27V24ZM131 23V24H130ZM134 25H133V24ZM136 23V24H135ZM139 23V24H138ZM154 23H152V25L154 24ZM195 23V24H194ZM201 23H203V24H201ZM208 24V23H212L214 26H208V27H205V24ZM222 23V24H221ZM24 24V25H23ZM33 24V25H32ZM49 26H48V25ZM53 26H52V25ZM143 24L144 26H145V28H144V26H141V25ZM180 24V25H179ZM220 25V28H219V26H217V25ZM51 25V26H50ZM137 26L136 28L135 27H132V26ZM147 25V26H146ZM199 25V26H198ZM235 25H238V26H235ZM116 26V27H115ZM118 26V27H117ZM120 26V27H119ZM138 26H139V29H138ZM226 26V27H225ZM27 27V28H26ZM28 27H29V29H28ZM35 29H34V28ZM52 27V28H51ZM57 27V28H56ZM194 27V28H193ZM213 27V28H212ZM230 27L228 28V30L230 29ZM32 28V29H31ZM45 28H46V30H45ZM47 28H49V29H51L50 31H49V29H47ZM118 28V29H117ZM133 29V31H132V29ZM181 28V29H180ZM217 28H219L218 30H216ZM34 29V30H33ZM54 29V30H53ZM106 29V30H105ZM110 29H111V31H110ZM113 29V30H112ZM121 29V30H120ZM128 29H129V31H128ZM135 29H138V30H135ZM142 29V31H143V29H145L143 32L142 31H139V30H141ZM179 29V30H178ZM203 29V30H202ZM208 29V30H207ZM232 29V28H231ZM234 29H232V30H234ZM246 29H248L249 30V32L250 33H248V30H246ZM47 30H48V32H47ZM118 30H119V32H118ZM125 30V31H124ZM228 30H226V31H228ZM24 31V32H23ZM41 31V32H40ZM64 31V32H63ZM103 31V32H102ZM109 31V32H108ZM124 31V32H123ZM139 31V32H138ZM204 31V32H203ZM207 33H206V32ZM211 31V32H210ZM212 31L216 34V33H220V34H212ZM217 31V32H216ZM35 32V33H34ZM40 32V33H39ZM53 32V33H52ZM103 34H102V33ZM132 32H134V33H132ZM173 32V33H172ZM242 32V33H243ZM46 33V34H45ZM66 33V34H65ZM108 33V34H107ZM113 33L114 34H118V35H120V38L119 37H113L114 35H113ZM127 33V34H126ZM192 33V34H191ZM209 33H211V34H209ZM30 34V35H29ZM36 34V35H35ZM44 34V35H43ZM129 34H131V36L129 35ZM181 34V35H180ZM184 34V35H183ZM186 34V35H185ZM35 35V36H34ZM63 35V36H62ZM101 35V36H100ZM123 35V37H121ZM137 35V36H136ZM176 37H175V36ZM180 35V36H179ZM188 35V36H187ZM245 35V36H244ZM249 35V36H248ZM22 36H26V37H28V36H30V39H29V43H30V45H29V48L27 49V48H21V46L20 45H22V42H21V38H22ZM32 36V37H31ZM68 36H70V37H68ZM99 36V37H98ZM106 36V37H105ZM131 38H130V37ZM132 36H134V37H132ZM136 36V37H135ZM182 36H184V37H182ZM196 36V37H195ZM59 37H60V40H59ZM67 37V38H66ZM74 37H77V38H74ZM88 37H89V39H88ZM92 37V38H91ZM103 37V38H102ZM181 37H182V40H181ZM19 38V39H18ZM82 38V40H80ZM99 38V39H98ZM109 40H108V39ZM118 38V39H117ZM128 38V39H127ZM130 38V39H129ZM132 38H133V40H132ZM64 39H65V44L66 45H71V44H73L75 41H77V43H78V45H76L75 47H80V48H76V49H74L73 47H69V48H72V49H69V48H59L58 46H56L59 42H61V40L62 41H64ZM67 39V40H66ZM69 39V40H68ZM78 39V40H77ZM87 39V40H86ZM90 39H92V40H90ZM105 39V40H104ZM120 39V40H119ZM244 39V40H243ZM13 40V41H12ZM36 40V41H35ZM72 42H71V41ZM94 40V41H93ZM100 40V41H99ZM103 40L105 41V42H103ZM111 40V41H110ZM116 40V41H115ZM185 40V41H184ZM248 40V41H247ZM16 41V42H15ZM91 41H93V42H91ZM98 43H96V42ZM102 41V42H101ZM112 41H114V42H112ZM124 41V42H123ZM184 42V43H182V42ZM246 42V44L245 43H243V42ZM11 42V43H10ZM83 44H82V43ZM87 42V43H86ZM106 42H108L109 43V45L106 43ZM160 42V43H159ZM249 42V43H248ZM14 43V44H13ZM32 43V44H31ZM85 43H86V46H85ZM121 43V45H118V44H120ZM248 43V44H247ZM112 44H113V47H112ZM123 44V45H122ZM124 44H125V47H126V50H125V47H124ZM9 45V46H8ZM82 45H83V47H82ZM87 45H88V47H87ZM116 45H117V47H116ZM132 45H133V47H132ZM244 45V46H243ZM90 46V47H89ZM98 48H97V47ZM149 46V47H148ZM183 46V47H182ZM251 47V49L252 48H254L255 50L253 51V49L251 50V49H249V51L247 50V51H245L246 49H248V47ZM10 47V48H9ZM49 47V48H48ZM56 47V48H55ZM94 47V48H93ZM107 47V48H106ZM128 47H130V48H128ZM185 47V48H184ZM247 47V48H246ZM249 47V48H250ZM48 48V49H47ZM52 48H55V49H52ZM59 48V49H58ZM82 48V49H81ZM85 48H86V50H85ZM114 48V49H113ZM122 49V52H121V49ZM124 48V49H123ZM10 49V50H9ZM63 49V50H62ZM66 49V50H65ZM90 49H92L91 51H90ZM114 50L115 51V53H114V51H113V53H112V50ZM117 49V50H116ZM130 50V49H133L132 50V52H134V54L132 53V54H129L128 55V53H131L130 51H128V50ZM145 49V50H144ZM184 49H185V51H184ZM187 49V50H186ZM57 51L56 53H55V51ZM60 50H62V51H60ZM71 50V51H70ZM120 50V51H119ZM178 50V51H177ZM11 51V52H10ZM41 51V52H40ZM50 51H54V52H51L50 53ZM58 51H59V53H58ZM64 51V52H63ZM72 51H74V52H72ZM90 52V54H89V52ZM118 51H119V53H120V55H119V53H118ZM124 51H126V52H124ZM181 51V52H180ZM252 51V52H251ZM10 52V53H9ZM49 52V53H48ZM80 52V53H79ZM82 52V53H81ZM86 52H87V54H86ZM93 52V53H92ZM136 52V53H135ZM174 53V56H173V53ZM248 52H250V53H248ZM7 53H9L10 55H11V57H10V59L8 60V59H6L5 58V56L6 55H8ZM42 53V54H41ZM62 53V54H61ZM69 53H72V54H69ZM74 53V54H73ZM92 53V54H91ZM189 54V56H187L188 54ZM49 54V55H48ZM50 54H51V61H53V62H57L56 64H60L61 66H62V64H63V66L62 67H64L65 69H68V70H70L71 71V74L72 75H70L71 77H72V79L70 78V76L67 78V76L66 75H60L59 77H57L56 78V74H57V68H54V66L50 63V62H48L49 60V58H50ZM52 54H54V55H52ZM64 54V55H63ZM89 54V55H88ZM118 54V55H117ZM122 54V55H121ZM172 56H171V55ZM56 55V56H55ZM115 55V56H114ZM123 55H125V56H123ZM134 55V56H133ZM170 56V58H167V57H169ZM181 55V56H180ZM243 55V54H242ZM40 58H39V57ZM53 56L55 57V58H53ZM64 56V57H63ZM87 56V57H86ZM99 56V57H98ZM119 56V57H118ZM127 56H129V58L131 59H129V58H127ZM132 56H133V59H132ZM183 56V57H182ZM188 57V59L186 60V58L185 57ZM4 57V58H3ZM36 57H38V59H36ZM45 57V58H44ZM82 57V58H81ZM120 57H122L123 59H121ZM125 57V58H124ZM191 57V58H190ZM42 58V59H41ZM53 58V59H52ZM63 58V59H62ZM74 58V59H73ZM118 58V59H117ZM119 58H120V60H119ZM126 58H127V60H126ZM162 58V59H161ZM39 59H41V60H39ZM45 59H47V63H46V60ZM55 59V60H54ZM71 61H70V60ZM79 59H80V62H79ZM113 59V61H111ZM117 59V60H116ZM172 59H173V61H172ZM45 60V61H44ZM62 60L64 61V62H66V63H63L62 62ZM66 60V61H65ZM70 62H69V61ZM76 60V61H75ZM81 60H83V61H81ZM85 60V61H84ZM160 60V61H159ZM175 60V61H174ZM0 61V65H1V62ZM15 61V62H14ZM17 61V62H16ZM42 61H43V63H42ZM111 61V62H110ZM118 61V62H117ZM123 61V62H122ZM125 61V62H124ZM156 61V62H155ZM172 61V62H171ZM257 61V62H256ZM20 62V63H19ZM25 62V63H26ZM29 62H31V63H29ZM42 64H41V63ZM70 64H69V63ZM75 62H76V64L79 62L80 63V67L78 66V64L76 65L75 64ZM82 62V63H81ZM107 62H109V63H107ZM121 62V63H120ZM165 64H164V63ZM175 62V63H174ZM39 63V64H38ZM74 63V64H73ZM84 63V64H83ZM115 63V64H114ZM128 63V64H127ZM166 63H167V65H166ZM171 63V64H170ZM254 63H255V65H254ZM35 64H37V66L35 65ZM40 64H41V66H40ZM48 64V65H47ZM68 64H69V66H68ZM86 64V65H85ZM112 66H111V65ZM114 64V65H113ZM245 64H247L246 62H245ZM33 65V64H32ZM44 65V66H43ZM46 65V66H45ZM72 65H73V67H72ZM121 65V66H120ZM163 65H165V66H163ZM176 65V66H175ZM51 66V67H50ZM68 66V67H67ZM77 66V67H76ZM108 66L113 70H111L110 68H108ZM115 66H117V67H115ZM121 68H120V67ZM131 66V67H130ZM45 67V68H44ZM70 67H72L71 69H70ZM75 67V68H74ZM1 68H3V66L1 67L0 66V69ZM28 68H29V66H28ZM27 68V69H28ZM47 68V69H46ZM48 68H51V69H49L48 70ZM74 68V69H73ZM117 68V69H116ZM54 69V70H53ZM119 69V70H118ZM178 69V68H177ZM29 70V69H28ZM47 70V71H46ZM50 70L51 71H53V72H50ZM79 70V71H78ZM108 70H110V72H108ZM116 70V71H115ZM256 70V71H255ZM45 71V72H44ZM50 73H49V72ZM75 71V72H74ZM77 71V72H76ZM104 71V72H103ZM118 71V72H117ZM192 71L194 72V75H190V70H188V69H184L183 70V75L182 76H184L183 77V79H182V81H180L179 82V85H177V87H176V91L178 92V93H182V88L183 87H188L187 89L189 90V91H192L193 90V88H194V85H193V83H194V80L192 81V78H193V76L194 77H197V75L199 76L200 74H202V75H212V73H210L209 71H208V69L207 68H204V69H200L199 67H196V66H194L193 67V69H192ZM260 71V72H259ZM111 72H112V74H111ZM32 73V74H31ZM41 73H43V74H47V76H45L44 78L46 79V82H45V79L43 78V80H41L42 78H40L39 79V77H40V74ZM53 73V74H52ZM55 73V74H54ZM81 73V74H80ZM105 74V75H103V74ZM110 73V74H109ZM115 73H116V75H115ZM133 73V74H132ZM45 74V75H46ZM109 74V75H108ZM37 75L39 76V77H37ZM56 75V76H55ZM101 75H102V77H103V79L101 78ZM137 75V76H136ZM53 76V78H51ZM66 76V77H65ZM133 76H135L136 78H134ZM165 76V77H164ZM19 77V76H18ZM102 79H100V78ZM38 78V79H37ZM49 78H51V79H49ZM65 78V79H64ZM81 78V79H80ZM95 78H96V80H95ZM98 78V79H97ZM111 78V77H110ZM138 78V79H137ZM140 78V79H139ZM151 78H154L155 80L153 81V79L151 80ZM53 79V80H52ZM56 79H57V81H56ZM58 79H62V80H58ZM69 81H68V80ZM71 79V80H70ZM90 79H92V80H90ZM126 79H123L124 81H126ZM186 79V80H185ZM13 80V77H10V76H7V74H6V76H4L3 77V79H2V81L3 82H6V83H8V81H12ZM41 80V81H40ZM49 80V81H48ZM52 82H54V83H51V81ZM77 80V81H76ZM78 80L80 81V82H78ZM99 80V81H98ZM102 82H101V81ZM109 80V79H108ZM144 80H145V82H144ZM160 80V81H159ZM224 80L226 81V79L224 78ZM58 82V83H56V82ZM59 81H62L63 83L61 84V83H59ZM96 81V82H95ZM151 81V82H150ZM162 81V82H161ZM67 82V83H66ZM75 82V83H74ZM78 83V85L80 84V85H82V84H84V85H82V87H80V85H79V87H78V85H77V83ZM88 82V83H87ZM90 82V83H89ZM127 82V81H126ZM182 82V83H181ZM48 83H50V84H52L51 86H49L50 84H48ZM56 83V84H55ZM74 83V84H73ZM94 83H95V86H94ZM101 83V84H100ZM154 83V84H153ZM162 83V84H161ZM164 83V84H163ZM35 84V85H36ZM58 84H60V85H58ZM91 84V85H90ZM93 84V85H92ZM55 85V86H54ZM66 87H65V86ZM72 85V86H71ZM97 85V86H96ZM149 85V84H148ZM58 86V89L56 88ZM68 86H70V88L68 87ZM74 86V87H73ZM90 86H93V87H90ZM145 86V85H144ZM144 86H141L143 89H146V90H148V87H144ZM156 86H154V88L156 87ZM162 86V88H160ZM178 86H179V89H177L178 88ZM180 86H182L181 88H180ZM53 87H54V90L52 91V89H53ZM61 87V88H60ZM65 87V88H64ZM158 87L160 88V89H158ZM49 88H51V92H47V91H49L50 89ZM56 88V89H55ZM62 88H64V89H62ZM68 88V89H67ZM93 88V89H94ZM134 89H132V93H136V91H139L140 90V87L139 86H135V87H133ZM141 88V89H142ZM190 88V89H189ZM247 88H251V93H250V95L248 96V98L249 99H253L254 100V102H255V109L253 108L251 111L252 112H254V114L252 113V112H249V110H247V109H245V110H247L248 112H246L244 109L243 110H241V111H239L238 112V115H239V122H238V124H237V130H236V128L235 129H231V127L229 126V128H227L226 129V137L224 136V137H222L221 139L222 140H218V142H210V144H209V148L214 152L215 150H218V145L220 144V146L222 147V151H223V153L225 154L226 152H228L229 151V153H230V155H231V157H234V161H233V163L231 162L232 160H233V158H232V160H231V158H229L230 160H228L227 161V164L225 165V166H223L224 164H223V162L224 161H219L220 159H222L220 156H217V157H219V158H217L216 157V159H218V160H214V158H215V156H216V152H214V154L211 156L212 157V161L210 160V162H212V164H210L211 166L212 165H216V166H213V167H211L210 168V170H212V172H213V170H216V172H217V174L218 175H220L219 176V178L217 177V180L216 181H218V183L215 181V185H217V186H210L209 187V189L207 190V188L206 187H204V184L202 183V182H200V183H198L197 182V180H202L201 179V175L200 174H197V176L196 175H194V174H196V172L195 171H199L200 172V170H199V166L202 164V160H200V159H198V161H197V159H195V160H193V162L191 161V165L192 164H194V166L193 167H195V169H193V167L191 166V167H187V168H190V170L189 169H186V168H184V170L182 171L181 170V167H179L178 166V163H174L173 162V166L171 167V169H170V171L166 174V176H168V178L170 179H167V177H166V179H167V181L169 180V181H171L172 182V184H171V182H169L171 185H176V182L177 181H179V183L180 184H182V185H180L178 182H177V186H178V184H179V186H184L185 185V187H184V189L185 188H189V187H191V185H193L192 186V189L191 188H189V190L188 189H186V191H184V193L185 194H188V195H192L191 197L193 198V200L191 199V200H189L188 202H191V201H194V204L192 203H188V205L190 206V208L188 209V205L187 206H183L182 207V205L181 204H183V203H181L180 202V200H177V203H181L180 205L178 204L177 206H179V207H177V209L179 210H177L176 209V212L177 213H184L185 211L184 210H189V212L187 213V217H190V216H192L193 218H191L190 217V223L192 222V221H194V220H192V219H194V216H195V220H197L196 222L194 221V222H192L194 225L192 226V223H191V226H190V230H191V232L193 233V230H194V234L193 235H195V237L192 235V237H194L193 239H194V243L197 241L198 242V245H197V247H196V243L194 244V246L196 247L195 249H193V251L192 252H194L193 254H192V252H191V250H187L186 251V248H188L187 246H188V244H190V243H188L187 241H186V239H184V235L183 234H180V231H176L175 230V232L176 233H174L173 231H174V229L172 230V232H173V234H172V236L173 237H175V236H177L178 235V233L180 234V237L182 238V240L180 239V237H179V235L177 236V237H179L178 239H176L177 237H175L173 240V242L174 243H172V244H169V250L171 249V247H172V251L170 250V252L168 251V252H166V253H164V254H162L163 256H158V254H156V252L157 253H159L158 251H155V252H153L154 253V255L152 254V253H149L150 251L147 249V246H145L146 244H144L143 246H144V248L143 249H145L143 252H145V254L143 253V255H142V258H140L139 256H137L136 254H126L125 256H124V259H128L129 261V263H142V264H167V262L168 261H170L172 264H259V261H260V263L261 264H264V155H263V153H264V84H263V81H261V82H258V83H256L254 86H252V87H250L249 85H248V87ZM32 89V90H31ZM61 89V90H60ZM73 89V90H72ZM75 89V90H74ZM137 89V90H136ZM142 89V90H143ZM31 92H30V91ZM57 91V93H54L53 94V92L54 91ZM60 90V91H59ZM64 90V91H63ZM71 90V91H70ZM98 90H101V88L100 89H98ZM136 90V91H135ZM156 90V89H155ZM156 90V91H157ZM160 90V91H159ZM179 90H181V91H179ZM250 90V89H249ZM35 91V92H34ZM43 91V92H42ZM45 91V92H44ZM55 91V92H56ZM63 91V92H62ZM68 91L70 92V93H68ZM3 92H6V90L5 91H3ZM30 92V93H29ZM38 92V93H37ZM42 92V93H41ZM76 92V93H77ZM49 93H51V94H53V95H56V96H53V95H50ZM104 93V92H103ZM46 94H47V96H46ZM63 95H66L65 97H63ZM85 95V96H84ZM113 95V97L114 98H116L117 96H115L114 94H111V96ZM152 95V94H151ZM13 96V97H12ZM40 96V97H39ZM41 96H42V98H41ZM51 96V97H50ZM63 97V98H65L64 99V102H65V104L60 108L61 109V112L57 115L58 116V118L59 119H52L51 117L53 116V109H54V106H55V103L56 102H58L59 100V98L60 97ZM110 95H109V97H111ZM251 96V97H250ZM26 97V98H25ZM61 97V98H62ZM77 97V98H78ZM80 97H81V99H80ZM85 97V98H84ZM35 98V99H34ZM62 98V99H63ZM40 99L42 100V101H40ZM92 99V98H91ZM149 99V97H147L145 100H148ZM10 100V101H9ZM58 100V101H57ZM143 98H142V101L144 102L145 101ZM206 100H208V99H203L201 102L199 101V106H202V107H205L206 106V104L208 103V101H206ZM26 101H28V103H30L31 105H34V104H36L37 102H39V103H41L42 104V108H43V110H41V111H38L37 110V112H36V110H35V108L34 109H31L30 108V110H29V112H27V119L26 120H19L17 117L19 116L18 114H22V112L24 113V112H26V109H25V105H26ZM56 101V102H55ZM69 101V102H68ZM4 102H5V106H4ZM6 103H7V105L9 106H7L6 105ZM9 103V104H8ZM75 103V104H74ZM146 103V102H145ZM257 103V104H256ZM8 107V109H7V107ZM191 106H193L192 104H191ZM24 108V109H23ZM33 108V107H32ZM50 108V109H49ZM63 108H64V110H63ZM80 108V109H79ZM130 108H132V106H130L129 108L127 107V113H126V117H127V119H126V121H130V120H132V112L130 113V114H128V112L130 111V110H128V109H130ZM23 109V111H21ZM104 111H103V110ZM101 110H100V112L101 113H103V114H111V110L109 109V108H102ZM110 111H109V110ZM138 108H134V110L133 111H136ZM52 110V111H51ZM90 110V112H92V111H94V108H92V109H89ZM92 110V111H91ZM255 110V111H254ZM99 111V110H98ZM132 111V110H131ZM245 111V112H244ZM20 112V113H19ZM41 112V113H40ZM164 112V113H163ZM162 113H161V115H163V116H160V117H157V123L159 122L160 124L159 125H161L162 126V124H165L166 126H168L169 128H170V130L174 127L171 123H173L172 121H173V119L171 120V115L167 118V116H166V112L165 111H163ZM37 113V114H36ZM248 113V114H247ZM251 113V114H250ZM43 114H47L45 117H47V118H45V117H43L44 115ZM50 114H51V116H50ZM35 115V116H34ZM39 115V116H38ZM164 115L166 116V118L164 117ZM249 115V116H248ZM251 115V116H250ZM33 118H32V117ZM48 116H49V118H48ZM60 116V117H59ZM4 118H5V116H3ZM130 117H131V119H130ZM171 117V118H170ZM194 116H192L189 120H191V122L192 123H190V121L189 122H187V125H185L186 123H184V124H182V123H178L177 122V124H182L181 126H177L178 127V129L180 130V132H179V130L175 127L174 129H177V131H178V135H181L180 137H182V135H183V137H182V139L180 140V145H181V147H180V149H182L179 153H181V156H180V154L178 153L177 155H175V157H171V159H169L168 160V162L169 161H171V160H173V161H175V159L178 157L179 159H182L184 156L183 155H187V154H189L191 151V153H195L197 150L195 149V146L193 147V143L194 142H192L193 140H192V138H190L191 137V133L190 132H192V129H191V125H193L194 124V118H193ZM36 120H35V119ZM43 118V119H42ZM45 119V120H44ZM48 119H51V120H48ZM77 119V120H76ZM162 119V120H161ZM193 119V120H192ZM32 120H33V123H32ZM36 122H35V121ZM56 120V121H55ZM58 120V121H57ZM161 120V121H160ZM51 121V122H50ZM128 121V122H129ZM56 123V125L58 126H51L50 124H53V123ZM58 122V123H57ZM77 122H79V123H77ZM83 122V123H82ZM162 122V123H161ZM171 122V123H170ZM245 122V123H244ZM48 123H49V125H48ZM241 123V124H240ZM16 125V126H15ZM240 125V126H239ZM6 126V127H5ZM249 126V127H248ZM13 127V128H12ZM55 127H57V128H55ZM130 127L128 126V131L126 132V134L125 135H131V132H132V129H129ZM193 128V127H192ZM2 129V130H1ZM10 129V133L8 134V136H7V138L6 139H4V133H6L8 130ZM54 129V130H53ZM73 129V130H72ZM189 130H191V131H189ZM227 130H228V132H227ZM230 130V131H229ZM236 130V131H235ZM232 131H235L236 133H234V132H232ZM68 132V133H67ZM130 132V133H129ZM154 132V131H153ZM12 133V134H11ZM50 133V134H49ZM180 133V134H179ZM17 134V135H16ZM190 135V137H189V135ZM34 136L33 138H31L32 136ZM56 135V136H55ZM188 135V137H186ZM248 135V136H247ZM60 137L61 139H59L58 137ZM68 136V135H67ZM184 136H185V138H184ZM13 137V138H12ZM3 138V139H2ZM30 138V139H29ZM58 138V140H56ZM184 138V139H183ZM224 138V139H223ZM250 138H251V140H250ZM63 139V140H62ZM5 140V141H4ZM55 140V141H54ZM13 141V142H12ZM57 141V142H56ZM59 141V142H58ZM67 143H66V142ZM222 141V142H221ZM149 142V139H147V138H145L144 140H141V141H139L138 143H137V153H141V152H143V151H145L146 150V148H147V143ZM13 143V144H12ZM73 143V144H72ZM191 143H192V145H191ZM212 143V144H211ZM67 144H68V146H67ZM216 144V145H215ZM184 147H183V146ZM210 145H212V146H210ZM246 145V146H245ZM187 146V147H186ZM223 146H225L226 147V149H224L223 148ZM256 146V147H255ZM66 147V148H65ZM191 147V148H190ZM221 147L219 148L220 150H221ZM235 147V148H234ZM57 148V149H56ZM145 148V149H144ZM238 148V149H237ZM250 148V149H249ZM253 148V149H252ZM98 149V148H97ZM191 149V151H189V150ZM194 149V150H193ZM228 149H231V150H228ZM57 150V151H56ZM61 150V152H59ZM94 150L95 149H91L88 153H86V158L85 159H87V158H89V155L92 153V152H94ZM185 150H188V151H186L185 152ZM252 150V151H251ZM56 151V152H55ZM184 153H183V152ZM195 151V152H194ZM233 151H235L236 152V154H235V152H233ZM38 152H39V154H38ZM43 155H42V154ZM54 153H55V155H56V153H57V156H58V153H60L61 155H63V157H65V158H63V160L62 159H58L57 158V156H55L54 155ZM96 153H97V151H96ZM183 153V154H182ZM186 153V154H185ZM189 154L190 156L191 155H193V154ZM232 153H233V156H232ZM253 153V154H252ZM257 153L258 154V156H257V154L255 155V154ZM195 154H197L198 155V153H195ZM218 154H221L220 152L218 153ZM227 154V153H226ZM225 154V155H226ZM249 154V155H248ZM36 155V156H35ZM41 155L43 156V157H45V158H43L42 159V157H41ZM68 155V156H67ZM255 155V156H254ZM60 156V155H59ZM70 156H72L73 158L72 159H70L71 157ZM177 156V157H176ZM252 156H254V158L252 157ZM256 156H257V158H256ZM25 158V161L26 160H32V159H34V166H36L35 164H38L37 166H38V168L36 169V172H38L39 171V169H41L38 173H36V174H38L39 176H37L36 178L34 177V178H31V177H33L30 173H31V171L32 170H29V169H23V170H26V171H23L21 168H19L18 166V161L21 159V158ZM28 157V158H27ZM41 159H40V158ZM51 157H52V159H53V161H52V159H51ZM66 157L68 158L69 157V159H66ZM189 157V156H188ZM210 157V158H211ZM214 157V158H213ZM238 157V158H237ZM253 159H252V158ZM251 158V159H250ZM45 159V160H44ZM92 159H94V158H91V160ZM178 159V160H179ZM243 159V160H242ZM58 160H61V161H58ZM68 160V161H67ZM70 160V161H69ZM89 160V159H88ZM177 160V159H176ZM252 160V161H256V163H254L253 164V167L254 166H256V167H254L253 169V173H252V175H251V173H249V168H247L246 167V165H248V167H249V164L248 163H250V161ZM65 162V164H67L68 162V164H67V166L64 164V162ZM194 161H196L195 163H194ZM199 161L201 162V164L199 163ZM245 161V162H244ZM52 162H55L54 164L52 163ZM57 162H61L62 163V165H60L59 166V163L57 164L59 167H57V169H53V166L51 167V165H55V167H56V163ZM67 162V163H66ZM178 162V161H177ZM209 162V163H210ZM219 162V163H218ZM229 162H230V164H229ZM237 163V165H236V163ZM248 162V163H247ZM13 163V164H12ZM90 163H91V161L88 163L89 164V167H92V166H90ZM170 163H172V161L170 162ZM214 163V164H213ZM223 164V165H221V164ZM241 163H242V165H244V166H242L241 165ZM246 163V164H245ZM11 164V165H10ZM72 164V163H71ZM218 164H220L221 166H220V170H219V165ZM228 164L230 165V166H228ZM234 164V165H233ZM12 165H13V167H12ZM18 165V166H17ZM33 164H31V166H32ZM65 165V166H64ZM175 165L178 167V168H176L175 167ZM17 166V167H16ZM30 166V167H31ZM63 166V167H62ZM226 166H228V168H225ZM232 166V167H231ZM233 166H234V169H235V166H236V168H238V170H237V172H236V174H233V173H235V170H233L232 168H233ZM239 166V167H238ZM40 167V168H39ZM42 167V168H41ZM49 167V168H48ZM217 167V168H216ZM222 167H224V172H223V168ZM52 168V170L53 171H51L50 169ZM58 168L60 169V170H58ZM93 168V167H92ZM91 168V169H92ZM197 168V169H196ZM215 168V169H214ZM229 168H230V170H229ZM258 169V171L256 170V169ZM48 169V170H47ZM227 169L229 170V173L227 172V174L228 175H232V177L234 178V179H232V177L230 176H228V175H226V171H227ZM232 169V170H231ZM263 169V170H262ZM44 170L46 171V174L48 173V172H50L49 174H51L52 173V176L53 177H51V175H50V177H49V174H47V176H46V174L44 173ZM188 170V172H184V171H187ZM222 170V171H221ZM256 170V171H255ZM172 171V172H171ZM220 171L221 172H223V175H221V173H220ZM247 173H246V172ZM23 172V173H22ZM29 172V173H28ZM191 172V173H190ZM193 172V173H192ZM233 172V173H232ZM28 173V174H27ZM244 174V175H243ZM254 174V175H253ZM44 175H45V177H44ZM171 175V176H170ZM175 175V176H174ZM198 175H200V178H199V176ZM214 175V174H213ZM235 175H237V176H235ZM256 175V176H255ZM76 176H77V174H76ZM223 176V177H222ZM229 178H228V177ZM244 176V177H243ZM246 176V177H245ZM26 177V178H25ZM28 177V178H27ZM42 177H43V179H42ZM74 177V176H73ZM198 177V178H197ZM222 177V180H220V178ZM225 177H227V178H225ZM242 177H243V179H242ZM249 177V178H248ZM38 178V179H37ZM176 178V179H175ZM197 178V179H196ZM224 178V179H223ZM237 178H239V179H237ZM248 178V179H247ZM29 179V180H28ZM32 179V180H31ZM52 179V180H51ZM226 179V182L224 181ZM228 179V180H227ZM230 179L232 180V181H230ZM235 179H236V181H235ZM257 180L259 181L258 182V184H257ZM30 183H29V182ZM221 183H220V182ZM228 181V182H227ZM36 182V183H35ZM173 182H174V184H173ZM197 182V183H196ZM223 182H224V184H223ZM233 182V183H232ZM245 182V183H244ZM35 183V184H34ZM40 183V184H39ZM85 182L83 181V180H78L77 181V183L74 185L73 184V186L70 188V193L72 194L73 193V195L74 194H79L80 192L79 191H81L82 190V188H83V190H82V193H84V192H86L85 194H87L88 193V191H89V189H84V188H86V184H84ZM240 183H243V184H240ZM29 184V185H28ZM194 184H195V186H194ZM197 184H201L202 185V188H201V185L199 186V185H197ZM221 184V185H220ZM255 184H257L258 186H256ZM26 185H28V187L26 186ZM51 185V184H50ZM190 185V186H189ZM227 185V186H226ZM250 185V186H249ZM26 186V187H25ZM224 186V187H223ZM261 186V187H260ZM193 187H195V188H193ZM196 187H198L197 189H196ZM225 187H226V189H225ZM240 187V188H239ZM180 188V187H179ZM212 188V189H211ZM214 188V189H213ZM237 188H238V190H237ZM256 188V189H255ZM258 188H260V189H258ZM71 189H72V191H71ZM181 189H182V187H181ZM196 189L197 190V192H196V190L194 191V190ZM219 189H221V190H219ZM225 189V190H224ZM254 189V190H253ZM27 190V191H26ZM193 190V191H192ZM199 190V191H198ZM204 190H205V192H204ZM214 190V191H213ZM219 190V191H218ZM227 190H231L230 192H228ZM236 190H237V192H236ZM246 190H248V191H246ZM257 190V191H256ZM261 190H263V192L261 191ZM43 192H41L42 194L45 192V194H46V190L44 191V190H42ZM188 191V192H187ZM192 191V193H197L195 196H194V194H192V193H190ZM206 191H207V193H206ZM212 191V193H208V192H211ZM228 192V194L229 195H233V196H230V197H227V192ZM243 191V192H242ZM256 191V192H255ZM199 192V193H198ZM201 192H203V193H201ZM217 192H218V194H217ZM225 192V193H224ZM231 192H232V194H231ZM236 192V193H235ZM249 192H254V194L256 195H254L253 194V196L252 197H250L251 199H250V202H245V203H243L242 204V209H243V211H242V209L241 210H239V211H237L236 210V208L233 210V211H231L232 213H236L237 215L238 214H240V212L242 211V215L240 214V216L238 215L237 217H239V218H237V217H228L229 216V214H226L225 216L226 217H228L230 220H232V221H229V219L228 218H226V222H222V223H224V224H222L221 223V227H222V225H223V227L225 226V231H224V228L222 227H220V225H218L217 226V220H219V222L221 221V219H219L220 218V211L222 212V211H224L225 210V207L223 206V205H225L224 203H226V201H240V200H242V198L244 199L245 198V196L246 195H248L249 196V194H251V193H249ZM190 193V194H189ZM204 193H206L205 194V196H204ZM216 193V194H215ZM246 193V194H245ZM261 193V194H260ZM165 194V193H164ZM163 194V195H164ZM200 194H202V195H200ZM240 194V195H239ZM257 194H258V196H259V194H260V198L258 197L257 198ZM199 195V196H198ZM228 195V196H229ZM261 195H263V198H262V196ZM31 196H33L32 197V199H33V201H32V199H31ZM195 198H194V197ZM199 198H198V197ZM208 196H210V197H208ZM212 196V197H211ZM214 196H215V198H214ZM217 196V197H216ZM235 196V197H234ZM239 196V197H238ZM29 197V198H28ZM178 197V198H177ZM176 198L177 199H179L180 198V196L178 195ZM204 197V198H203ZM209 199H208V198ZM222 197H223V199L224 200H226L225 202L222 200ZM9 198V199H8ZM148 199L146 200V203L144 204V208L147 210V211H149V213H153L152 215H154V213L156 214V212L158 211V208H156L157 206H156V203H157V205H159V204H161L160 203V198H155V197H152V196H149V197H147ZM175 198V199H176ZM203 198V199H202ZM212 198V199H211ZM226 198V199H225ZM239 198H241L240 200H237V199H239ZM257 198V199H256ZM262 198V201L260 202V203H258V202H256L258 199H261ZM31 199V200H30ZM34 199H35V201H34ZM218 199V200H217ZM228 199V200H227ZM255 200V201H253V200ZM206 202H205V201ZM209 202H208V201ZM212 200V201H211ZM215 200V201H214ZM10 201V202H9ZM32 201V202H31ZM37 201V202H36ZM214 201V203L212 204V202ZM219 201V204H221L222 202V205H216V204H218L217 202ZM222 201V202H221ZM230 201V202H231ZM34 202H36V203H34ZM196 202H197V205L198 206H200L199 208L201 209V210H205L204 211V213H203V211H201L197 206H195L196 205ZM208 202V203H207ZM216 202V203H215ZM252 202V203H251ZM254 202V203H253ZM10 203V205H8ZM14 203V204H13ZM35 204V206H32V205H34ZM16 204H17V206H16ZM207 204V205H206ZM209 204V205H208ZM214 204H215V206H216V213L214 212L215 210H214ZM183 205H185V204H183ZM191 205H193V206H195V207H193V206H191ZM211 205H213V208H211ZM250 205V206H249ZM251 205H253L252 206V208H251ZM258 206V207H256V206ZM6 206H8L10 209H8L7 210V208L8 207H6ZM11 206V207H10ZM21 206V207H20ZM23 206V207H22ZM32 206V207H31ZM181 206V207H180ZM208 206V207H207ZM220 206H222L223 208H224V210H223V208L222 207H220ZM245 206V207H244ZM247 206V207H246ZM5 207H6V210H5ZM187 207V208H186ZM202 207H205V208H202ZM206 207H207V209H209V210H207L206 209ZM4 208V209H3ZM13 208V209H12ZM17 210H16V209ZM30 208L32 209V211L30 210ZM39 209L38 211H35V210H37V209ZM192 208H194L191 212H190V210L192 209ZM197 208H198V210L199 211H197ZM217 208H219V209H222V210H218ZM246 208H249V209H246ZM256 208V209H255ZM3 209V210H2ZM144 209V210H145ZM182 211H181V210ZM212 209V210H211ZM244 209H246L247 211L245 212V210ZM11 210V211H10ZM16 212H15V211ZM22 210H23V212H22ZM196 210V211H195ZM214 210V211H213ZM2 211V212H1ZM7 212V213H5V212ZM20 211V212H19ZM30 211V212H29ZM35 212V214H34V217L35 218H33L34 220H37L38 219V224H37V222L35 223L33 220H31V217H33V215H32V212ZM184 211V212H183ZM194 211V212H193ZM213 211V212H212ZM253 211V212H252ZM11 213V216L10 215H7V216H5L6 214H10ZM38 212H40V213H38ZM140 212V213H139ZM138 213L141 215V217H143V214L142 213H144V211L142 212V210H140ZM198 212H202V213H199L198 214ZM206 212V213H205ZM208 212V213H207ZM211 212L212 213H215L216 214V216H215V214L213 215L214 217H209L208 218V216H209V214H211ZM255 212V213H254ZM5 215H4V214ZM31 215H30V214ZM194 213V214H193ZM197 213V214H196ZM244 213V214H243ZM246 213V214H245ZM254 213V214H253ZM16 214V215H15ZM189 214H192V215H189ZM204 214H206L207 215V217L204 215ZM253 214V215H252ZM198 215V216H197ZM202 217H201V216ZM228 215V216H227ZM247 216V218H246V216ZM255 215V216H254ZM7 217V219L5 218V217ZM18 216V217H17ZM31 216V217H30ZM197 216V217H196ZM218 216H219V218H218ZM16 219H15V218ZM201 217V218H200ZM243 217V218H242ZM198 218H199V220L201 219L202 220V222H201V224L199 223V221H198ZM207 220H206V219ZM212 218H213V220H212ZM245 218V219H244ZM13 219V220H12ZM215 219H217V220H215ZM10 220H12V221H10ZM203 220H205V222L203 221ZM215 220V221H214ZM229 221V223H227L228 221ZM233 220H235V221H233ZM244 220V221H243ZM248 220V221H247ZM211 221H213V222H211ZM245 221H247V222H245ZM4 222V223H3ZM14 223V226H13V223ZM198 222V223H197ZM216 222V223H215ZM236 222H238V225L241 227V231H240V227L239 228H237L238 226H237V223ZM240 222H242V223H240ZM27 223V224H26ZM44 223V222H43ZM212 223V224H211ZM227 223V224H226ZM234 223L236 224V225H234ZM32 224H33V226H32ZM37 224V225H36ZM44 224H46V223H44ZM189 224V223H188ZM199 225L198 227L199 228H201V229H199L197 226H195V225ZM203 224H204V226H203ZM208 224H210L211 226H214L215 227V229H213L214 227H211L212 229H210V226L208 225ZM216 224V225H215ZM242 224H244V225H242ZM30 225L34 228V229H32V227H30ZM47 225V224H46ZM45 225V226H46ZM209 227H208V226ZM231 225L233 226V228L232 229H230L231 228ZM2 226H0V227H2ZM11 226H13V228L11 227ZM24 226H27V227H24ZM42 228H44V229H40L41 227ZM144 226V225H143ZM207 226V227H206ZM237 226V227H236ZM245 226V227H244ZM29 227V228H28ZM37 227V228H36ZM191 227H193V230H192V228ZM195 227V228H194ZM196 227H197V230H200V232L202 233H196V232H198L197 230H195L196 229ZM217 227V228H216ZM146 228V226L144 227V228H142L141 229V231L143 232V230ZM205 229V230H203V229ZM27 229H32L31 231V233L29 232V230H27ZM38 230V229H40V230H38V231H40V233L37 231H35V230ZM176 229V228H175ZM206 229H208V230H206ZM217 229H218V231L220 232L219 234H218V232H216L217 233V235H216V237H214L213 235L215 234V230L217 231ZM230 229V230H229ZM237 231H236V230ZM243 229V230H242ZM213 230V231H212ZM221 230V231H220ZM232 230V231H231ZM1 231V230H0ZM207 232V233H205V232ZM224 231V232H223ZM230 231H231V233H230ZM256 231V232H255ZM261 232L262 234H263V239H254L255 237H256V233L257 232ZM22 232V233H21ZM37 233V235H35L36 233ZM142 232H141V235H142ZM205 234H204V233ZM208 232H210V233H208ZM211 232H214V233H212L211 234ZM228 232V233H227ZM239 232V233H238ZM33 233H35V234H33ZM44 233V232H43ZM182 233H184L183 231H182ZM223 233H225V234H223ZM227 233V234H226ZM233 233H235L234 235H233ZM237 233L239 234V236H237ZM196 234H197V236H198V238H197V236H196ZM200 234H201V236H200ZM10 235V234H9ZM207 235V236H206ZM220 235V236H219ZM255 235V236H254ZM35 236V237H34ZM38 236V237H37ZM183 236V237H182ZM212 236V237H211ZM234 236H235V238H237V239H233L234 238ZM9 237H11V235L9 236ZM62 237H64V236H62ZM66 237H72V238H70V240H69V238H67L70 242H71V244H72V246L71 247H73L74 245H76L75 244V242L77 243V246H79L80 245V242L78 241H73V240H71V239H73V237H74V235L73 234H68V236H66ZM200 237V238H199ZM203 237V238H202ZM210 239V241L209 240H207L208 238ZM225 237V238H224ZM229 237V238H228ZM232 237V238H231ZM36 238V239H35ZM207 238V239H206ZM212 238H216L214 241H213V239ZM233 239V240H231V239ZM40 239H38V240H40ZM63 239V238H62ZM195 239H197V240H195ZM200 239V240H199ZM202 239V240H201ZM212 239V240H211ZM217 239H218V241H217ZM228 239L231 241L230 243L228 242ZM180 241V243H181V241H182V243L180 244L179 243V241ZM199 240V241H198ZM203 240H204V242H203ZM206 240V241H205ZM221 240H224V241H221ZM225 240H226V242H225ZM254 240H255V242H254ZM16 241V240H15ZM15 241H12L11 240V244H13L12 246H13V248H15L14 250H15V252L17 253H15V255L17 256H15L14 258H16V259H18V260H16V259H14V258H8L7 257V255H6V253H7V250H5L6 248H5V246H3L2 244H0V245H2V246H0V264H12V263H14V264H16L17 262V264H23L22 262H23V259H21V257L22 258H26V261H25V259H24V262H26L25 264H29L30 263V260L31 261H33L35 264H40L41 263V261L43 262V260H44V264H48L47 262H48V260H49V258L51 257V256H48V258H47V255L45 254V252H47L48 253V255H51V253H50V251H48V249H42L41 247H40V245L42 244H40V245H37L36 243L34 244L35 246L34 247H31V248H29V247H25V248H27V252H26V249H24V248H21V249H24V250H22L21 251V249L20 248H18L17 246H18V244H17V242L15 243ZM185 243H184V242ZM213 241V242H212ZM216 241V242H215ZM234 241V242H233ZM252 241V242H251ZM14 242V243H13ZM178 242V243H177ZM224 243V245H223V243ZM228 242V243H227ZM236 242V243H235ZM257 242V243H256ZM38 243V242H37ZM176 243V244H175ZM186 243H188L187 245H186ZM200 243V244H199ZM207 243H209L207 246V249H206V247H205V245L207 244ZM250 243H253L252 245L250 244ZM173 244H175V245H173ZM177 244H179V245H177ZM183 244H185L183 247H182V245ZM201 244H202V247H200L201 246ZM205 244V245H204ZM215 244V245H214ZM221 245V246H219V245ZM226 244H228V246L226 245ZM234 244V245H233ZM171 245H173V246H171ZM177 245V246H176ZM181 245V246H180ZM209 245H211V246H209ZM225 245H226V247H225ZM76 246V247H77ZM175 246V247H174ZM178 246H179V248H178ZM213 246V247H212ZM237 246V247H236ZM241 246V247H240ZM1 247H4V248H1ZM40 249H38V248ZM75 247V246H74ZM75 247V248H76ZM146 247V248H145ZM180 247H181V249H180ZM209 247H211L212 249H214V251L211 249V248H209ZM215 247V248H214ZM229 247V248H228ZM36 248V249H35ZM183 248H185V250H183ZM197 248H199V249H197ZM203 250H201V249ZM220 248V250H218ZM2 249V250H1ZM3 249H4V253H3ZM175 249V250H174ZM178 249H180L181 250V252H180V250L178 251ZM205 249V250H204ZM20 250V251H19ZM35 250L36 251H41L40 253L39 252H35ZM45 250V251H44ZM174 250V251H173ZM195 250V251H194ZM197 250H200V252H199V254L197 253ZM207 250V251H206ZM211 250V251H210ZM227 250V251H226ZM6 251V252H5ZM19 253H18V252ZM31 251V252H30ZM43 251V252H42ZM184 251V252H183ZM187 253H186V252ZM213 251V252H212ZM218 251V252H217ZM22 252H23V254L25 253V254H27V255H23L22 254ZM29 252V253H28ZM175 252H176V254H175ZM179 254H178V253ZM202 252H204V253H202ZM3 253V256L1 255ZM39 253V254H38ZM50 253V254H49ZM149 253L150 255H151V257L150 256H148L147 257V254ZM169 253V254H168ZM173 255H172V254ZM189 253V254H188ZM191 253V254H190ZM207 253V255H205ZM21 254V255H20ZM31 254V255H30ZM34 254H37V255H34ZM44 254V255H43ZM166 254V255H165ZM178 254V255H177ZM201 254V255H200ZM204 254V255H203ZM211 255V256H209V255ZM6 255V256H5ZM18 255H19V257H18ZM23 255V256H22ZM34 255V256H33ZM39 255H41L42 256V258L39 256ZM46 255V256H45ZM131 255V256H130ZM156 255V256H155ZM172 255V256H171ZM187 255L188 256H190L192 259L190 260V258L189 257H187ZM192 255V256H191ZM195 257H194V256ZM21 256V257H20ZM25 256V257H24ZM46 258V259H44V257ZM178 256V257H177ZM203 256H205L204 258H203ZM31 257V258H30ZM36 257V259H38V261L36 260V259H33V258H35ZM38 257V258H37ZM113 257H115V256H113ZM130 257V258H129ZM149 257L150 258H153V257H155V259H153V262L151 261V259L149 260ZM160 257V258H159ZM163 257V258H162ZM186 259H185V258ZM199 257V258H198ZM7 258V259H6ZM27 258H30L29 260L27 259ZM144 258V259H143ZM162 258V259H161ZM179 258V259H178ZM188 258V259H187ZM14 259V260H13ZM33 259V260H32ZM42 259V260H41ZM139 259H141V262L139 261ZM168 259V260H167ZM173 261H172V260ZM185 259V260H184ZM201 259V260H200ZM16 260V261H15ZM36 260V261H35ZM45 260H46V262H45ZM138 260V261H137ZM164 260V261H163ZM167 260V261H166ZM184 260V261H183ZM198 260V261H197ZM204 260V261H203ZM10 261V262H9ZM27 261H29V262H27ZM186 261V262H185ZM188 261V262H187ZM190 261V262H189ZM7 262H9V263H7ZM37 262V263H36ZM185 262V263H184ZM33 263V264H34ZM43 263H41V264H43ZM171 263H169L168 262V264H171ZM30 264H32V262L30 263Z\"/></svg>",
	"mask_w": 264,
	"mask_h": 264
}]
</instances>
